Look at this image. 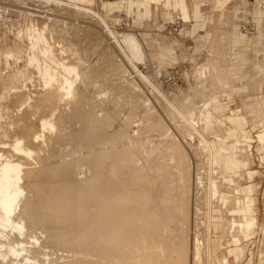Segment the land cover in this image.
<instances>
[{
  "label": "bare ground",
  "instance_id": "obj_1",
  "mask_svg": "<svg viewBox=\"0 0 264 264\" xmlns=\"http://www.w3.org/2000/svg\"><path fill=\"white\" fill-rule=\"evenodd\" d=\"M6 1H8V0H5V1H2V0H0V19L3 17V13H5L4 11L5 10H7L8 8H9V6H13V7H15L16 6V2H13V3H9V4H6L5 2ZM12 1V0H11ZM15 1H17L18 3H23V4H25L26 6H27V4H28V1H38V3L39 4H45L46 6H48V8L47 9H50L51 11L53 10H56L58 7H60L61 9L62 8H70V10L72 9L73 10V12H79V13H81V14H84V15H86V16H88L89 17V19H91L92 21L94 20L98 25H100L101 26V31H103V32H105V34H106V36H107V39L110 41V43H112V46L114 45V46H116L117 48H116V50H117V53H118V56H120V58H118V59H120V60H122L125 64H126V68H123V72L124 73H129L128 71L130 70L131 72L130 73H133V74H137L138 75V77L140 78V80H142L144 83H146V84H148L150 87V90L151 89H153V90H155V92L158 94V96H159V98H161V102H165V103H167L168 104V106L170 107L169 109H172V111H174L175 112V114H177V116H178V120H177V124H178V126H180L179 124H181V123H183L185 126H186V135L185 136H182V138L183 137H185L184 139H189V140H195L196 142H194V144L196 143V146H197V150H201V153L203 154V157H204V162L202 163L203 165H205L204 167H205V170L207 171L206 173H207V178L206 179H204V180H202V178L200 177V174H199V170H200V167L198 166L199 164H200V162H199V164H196V188L197 187H199V186H201L202 188L201 189H203V187H204V189H205V197H206V199H204V198H202L204 201L206 200V203H207V210H206V213L204 214L205 215V217H203V215H202V217L204 218V222H201L200 224L202 225V223H205V228H203V229H206V234H205V232H204V234H205V236L206 237H201V236H199V234H198V231H196V230H198V229H200V227H201V225L199 226V228H197L195 231V233L193 234V236L191 237V240H190V243L188 242L189 240L188 239H186V238H189V236L188 237H186V238H184V237H181L180 238V236L178 235V234H182V233H177V231H176V233H174V229L172 230V233H169L170 231H169V229H167V228H170V226L168 227V225L170 224L169 222V224L167 223V217H169L170 219V221L173 223V221L171 220V218H173L172 216L170 217V216H165L166 217V223H167V228L165 229V226L163 225V230H162V228H160V224L159 225H156V226H159V228H160V230H162L163 232H164V236H166L167 234H165L166 232L167 233H169L170 234V236H166V237H168L167 239H165L166 237H162V238H164V239H162V240H160L159 238L161 237V235L163 234L162 232H160V233H158V234H161V235H157V233H156V235L157 236H160V237H157V240L159 239V241L157 242V240H156V242L155 241H153V243L155 242V244H153L152 246H147L143 241H145L146 242V240H148L149 241V239H150V237H152L151 235H150V237H148L147 235H148V233L146 234V236H147V238H149V239H146V240H140L141 238L142 239H145L146 237L145 236H143L142 237V235H145V234H142L141 235V233H140V231H142V233L143 232H145L146 230L144 229V228H146V227H144L145 225H144V223H147V225H150L149 227H152L151 225H153L155 222L154 221H156L157 219L156 218H158V217H154V216H156V215H153V216H149L148 218H150V217H153L152 218V223L153 224H151V223H149L150 222V219H149V221H145L144 219H140V222L139 221H137V224H139L140 223V225H135V227H134V225H133V223L132 222H130V220H131V218H132V220H133V222L134 221H136V217L138 216L139 217V215L140 214H135V215H137L135 218H133L132 217V211H136V209L134 210H132L131 211V209H132V207H133V205H136V206H134V208L136 207L137 209H138V207L140 206V207H143L142 206V204L145 202V199L146 198H148V199H150V201L152 202V201H154L153 202V204H156L155 202V200H151V196H150V192H148V190H147V188L151 185L150 184V181H149V179H148V181L149 182H145V181H147V179H144V178H146V176H151L150 174H148V173H146L145 175H143V170L145 169V168H147L146 167V164H145V166H143L144 167V169H142V168H140V166L141 165H144L143 163H141V165L139 166V164L140 163H138L137 165H138V168H140L141 170H139L137 173H136V175H135V177H136V179L137 180H135L136 182L138 181V179H140V177H142V176H140V175H143L144 176V178H143V181H144V183H142V181L141 180H139L140 182H139V184L140 183H142V184H145V183H148V184H146V185H149V186H147V188L145 189H143V190H140V189H142V187L144 186H142V184H141V188L140 187H138V186H140V185H138V184H136L137 185V188H140L139 189V192L138 191H134V193L135 194H133V193H131V191L132 190H137L136 188H135V185H134V183H133V186L132 187H134V189H129V194L130 195H128V193L126 192L128 189H124L125 187H121V188H123V190L120 188V191L122 190V193L120 192V193H118V192H114L115 191V188L118 186L117 185V180L120 182L121 181V179H122V177H123V175H124V177L126 176V172L124 171V170H122V171H124V172H122L121 171V168H119L120 167V165L119 164H122V163H119V162H125L126 160H124V158H122L121 157V155L120 156H118V152H119V154H121V152H120V150H122L123 148L121 147V145H124V144H122V142H118V143H121V145H120V148H117V147H119V146H115L113 143L112 144H110V139H109V137H108V139H109V141H108V145H107V143L105 144V146L107 145V146H111V145H113L114 146V148L116 149V153L114 154L115 156V158H112L113 156V153L112 152H115L114 150V148L113 147H108L107 149H106V147L104 146V143L102 144V145H99V146H104V148H103V150L105 149V150H107V154H106V152L105 151H103L104 152V154H102V152L100 153V151H95V152H98V155L97 156H99L100 157V160H99V158L95 155L96 153H93V149H91V153H89V154H87L86 153V156L87 155H89V156H87L89 159L87 160V159H85L87 162L88 161H93L94 162V160H95V162H97L98 164L96 165L95 163V170H93V168H94V166L93 167H90V169L91 170H93L92 172H96V174L98 173V168H97V166L99 167H102L103 165L104 166H106V163L104 162V159L106 160V158L107 157H105L104 159H103V157H101V156H110L108 153V151H112L111 153H112V155H111V158H109V160L111 159V162L113 161L114 162V165H115V163H116V166H111L110 164H108V165H110L109 166V169H112V168H115L116 167V169H113L115 172H117V169L118 170H120V171H118V172H121V174H117V173H115L113 170H111V171H113V172H111V171H109L108 169H105V171L107 170V171H109L110 173H112V174H110L109 172V176H107L108 175V173L107 174H104L103 172H102V168H101V174L100 173H98L97 175H98V178H99V181H97L98 182V184H99V187H98V184L96 185L98 188H95L94 186H95V184H96V182L95 181H93L95 184H93V189L95 188V190L97 191V189H99V191H97V192H99V193H97V194H99L100 195V197L102 196V194H104L105 193V195H103L102 197H109V196H107V195H109L110 194V191H109V194L107 193L106 194V192H108V191H106L108 188L109 189H111L110 187L111 186H115V188H112V190H113V193L114 194H118V197H119V195H121L122 194V196H120L119 198L120 199H118V200H123V202L125 201V202H127V204H128V202H129V204L130 205H132L129 209H128V211H130L131 213H129V214H131L130 215V218H129V216H128V218H124V224L128 221V223L126 224V226L127 227H129V225H130V229L132 228H134V229H136V228H138L137 229V231L140 233H138L137 234V236L139 235V237H137L136 238V235H134V234H136L135 233V231L136 230H130L129 228H128V230H130V232L132 233H130V232H128L127 231V228L123 225V226H121V219L120 218H122L123 217V215H122V212L120 213L119 212V210H120V207H118V205H121L120 203L119 204H116V195H114V194H112V197L111 198H114V196H116L115 198H114V201L109 205V206H106V209L105 208H102V211H100L99 212V210H100V208H98V206H97V204L95 205V208L93 207V205H92V207L90 206L92 203H95V201L94 202H92V203H90V201H93L94 199L96 200V198H94L93 200L88 196V197H85V191H87L86 189L87 188H89V186L87 185V187H86V185L84 186V188H83V186H82V184L81 185H78L77 183V188L80 186V189H77L78 191L79 190H82L81 188H83V189H85V191L84 192H82V191H80V192H82V193H80L79 195H80V197L81 196H84L85 198H83L82 200H84L85 201V204H84V206L85 205H87L86 204V199L87 198H89V199H87V200H89V202L87 201V203H90V204H88L86 207H87V209H86V207L84 208L83 207V205H81V208L83 207V209H82V211L84 210V209H86V210H84L85 211V213H86V211H88L86 214L84 213V211L82 212V213H84V214H82V216L80 215V217L82 218V219H84L83 218V215H84V217L85 216H87V214L89 213V211L91 212L92 210L91 209H89V208H92V209H96V207L99 209H96L95 211H97L98 210V212H99V215H100V217H103V218H99V220L101 219L102 220V223H103V225H101L102 223L100 222V224H99V220H98V217H99V215L97 216V214H96V217H93V215L96 213H90V218L91 217H93V219H95L96 218V220H92V218H91V221H90V218H89V221H88V223H86L85 221H76L77 220V217H78V219H80L79 218V216H77L76 215V213H75V215H74V217H75V221L76 222H79L80 224H78V223H74V218H72L71 216H73V215H70L71 213H73V212H71V213H68V209H67V211H66V209H64V208H66V207H68V205L66 204V203H64V204H66L67 206H64V207H62V205L60 204V208L62 209L63 208V210H65V211H63V213H65V212H67L66 214H69L70 215V217H71V222H73L74 224H76V227L79 225H83V224H85L86 223V225H87V227H86V225H84V227H82L81 226V228L83 229V228H86L85 229V231L88 233V232H90V233H88V235L89 234H91L90 236H92V241H93V239H95L96 238V235H94V233L93 232H95V231H91L92 230V225L90 226V224L89 223H91L92 221H94V223H92L93 224V227H97L96 228V230H98L99 228V232L98 231H96V232H98L99 234H101V235H103V240L101 239L102 237H99V235L97 236V237H99L100 238V241H99V239L98 238H96L94 241H96L97 243H98V245H96V247L98 246V248L100 247V245H102L101 246V248H97V255L98 256H100L99 258H101V260H102V257H104V258H106V256L108 257L109 255H113V254H116V251H117V255H113V257L112 256H109V257H111V258H113V259H110L109 257L107 258L108 259V261H105V260H107V259H105V260H103L102 262L100 261V259H98L96 256V258L97 259H95V260H99V263L101 262V264H104L103 262L105 261L106 262V264H108V262H110V264H113L114 262H111V261H113V260H116V259H114L116 256H119L118 255V252L121 254V256H122V258H121V256H119V257H116V258H118L117 259V261L118 260H120V262H121V260L125 263L126 262V260L129 262V264H188V261H189V264L191 263V264H229V257L237 250V246L238 245H240V246H242V248L243 249H245V247L247 246V240H249V239H251V237H252V235L254 234V232H255V227H256V223H257V214H256V199H255V197H254V193H253V190H252V188H251V186H252V183H251V181H252V179L254 178V175H255V173H256V171H255V169L254 168H252V166L254 165V163H256L255 162V158H257V157H255L254 158V156L252 155V153L249 151V144H253V142H257V145H256V151H257V155H259L258 156V160L259 161H263L264 160V154H262V152H261V150H262V147H263V145H264V128L262 129V130H260V132L258 133L257 132V134H256V139H254V138H252V137H250L248 134H247V132L243 129V127H242V125H241V122H243V121H247V120H249L251 123H254L255 121H259L260 123H264V101H263V99L262 98H264V97H260L258 94V96L262 99L261 101H259L258 103H257V106L255 105L254 107L256 108V109H253L252 111H253V115L249 118L248 117V114H247V112L245 111V110H243L241 107H238V106H236V107H234V108H230V107H228L227 106V112H222V113H219V112H217L216 110H213V104H214V102H216L214 99H213V97H215V98H217V100H218V97L219 96H223L224 97V95H223V93L225 92V91H227V90H229V89H235V90H241L242 92H247V90H248V88H250L249 86H251L252 84L253 85H255L256 83H254V81H256V80H259V78H260V81L262 82V83H264V62H261V58H263V56H264V25H262L261 24V28H259L260 30H261V36H262V41L260 40H256L255 41V39H253V46L252 47H250V48H248L247 46H241L240 44H239V41H240V33H242V31L244 30H242V29H240V25L241 24H238V23H234V21H231L229 24H227L228 23V21H229V18L231 17H233L234 18V15H235V13H234V3H235V0H234V2H231L232 0H212V7H208V9H207V11L208 12H217V15H215L216 17H213V15L212 14H209V13H206L205 12V14H203L204 15V17H205V25H204V31H205V37H204V41H203V48L201 49V51H200V53L199 54H197L196 55V58H194L195 60H194V64H192L193 65V68H192V70H189V72H184V77H185V87L184 88H182V87H180V86H176V88H174V89H172V90H174V93L173 94H171V93H169V92H167L166 90H163L162 88H160V86L158 85V84H155V81L153 80H151L150 79V76H147L146 74H144L141 70H140V68H139V66H138V63H144L145 62V59H146V55H145V52L146 51H144L145 49H143V45H142V42H141V39H143L144 41H145V39L146 38H152V39H159V36H161V34H159V33H154L153 35L151 34V33H142L141 35H142V38L141 39H139V35L137 36V34H135L134 33V31L133 32H131V30L129 31V30H124V31H121V32H119V31H117L116 29H114L113 28V26L111 25V22H110V20H109V17H108V11H109V9H107V7L104 5V4H101L100 3V1H103V0H15ZM41 2V3H40ZM230 2H231V4H230ZM8 3V2H7ZM182 3H183V9L184 8H186L187 9V11H188V13H190V8H189V5H190V0H182ZM38 4V5H39ZM24 6V5H23ZM22 6V7H23ZM26 6H24V7H26ZM51 6H54V8H51ZM191 6V5H190ZM254 6H256L257 8H260V6H261V4L260 3H255V4H252V8L254 7ZM12 7V8H13ZM17 7H18V5H17ZM21 7V8H22ZM23 7V8H24ZM18 8H20V6L18 7ZM35 8V7H34ZM42 8H43V6H42ZM16 9V8H15ZM15 9L13 10V11H15ZM31 9H33V8H31V7H26V9L24 10V13H26L27 15H28V17H27V19H25V20H27V29L25 28V30H26V34H25V37L23 36V28L22 29H18L17 28V30H15V31H13V36H12V38H11V40H12V43H8V41H9V33H10V30H12V28H14V27H12V26H10V27H12L11 29L9 28V30L7 29V27L5 28V27H2V25H0V61L2 60V58H4V61H5V65L6 66H8L9 65V63H8V60L10 59V58H13L12 60L14 61V59H15V61L17 62L20 58H21V55H22V53L23 54H25V52H23V51H27V57H26V62L25 63H23L22 65H18L17 63V65L15 64V67H14V69H13V67H12V71L10 70V72L8 73L7 71V73L6 74H4V75H0V264H52L51 262H54L55 263V261H57V262H61L62 261V263L61 264H66L65 262H67L68 263V261H63L60 257H63V256H60L59 255V253H57V255L56 256H58L59 255V257H53L52 255L54 254V256H55V252H53V251H51L52 250V243L56 240V242L54 243V245L56 244H58V242L60 243V241H58V240H61V242H63V241H65V239L67 240V236H68V239H70L71 237H75V238H73V239H75L76 241H80V238H78L79 236H80V232L82 233V237H83V235L84 234H86L87 235V233L85 232H83V231H81V229L78 227V229H79V231L77 230V229H75L74 228V226L72 225V223H70L71 225H72V227H73V229H75V234H77V232H79L76 236H75V234L72 236V234H71V232H73L74 230L71 228V226H70V224H68L69 222H70V219L68 220V218H66V220H65V218L64 217H62V218H59L58 217V215H56V214H59L60 213V215L62 214L61 213V209L59 208L58 210L60 211H58L59 213H56L55 212V215L59 218V221H61L62 222V220H60V219H63V220H65L64 222V227L66 226V221H68V223H67V226L69 227V230L71 229V231H68L69 233H66L67 235H65V233H63V231L65 232V230L67 229V227H65V230H64V228H63V231H62V235H64V236H62V238L61 239H56V238H59L58 237V235L57 236H55V233L54 234H52L54 231H52V233H47L48 235H44V240L43 241H40L42 238H43V236H42V234L44 233V232H42V231H44L42 228H41V226L42 225H44L41 221H42V218H41V220H40V222H41V226H40V230L42 229V231H39V230H37L38 232H36L35 230V228H36V226H35V228L33 229V228H30L29 227V224H30V218H28V219H26L27 217H29L31 214H29L28 216H27V214H25V213H28V211H30L31 209H33L34 207H32V208H30L28 211H24L22 208H21V202H22V200H23V198H24V194H25V192H26V188H25V186H24V180H26V179H29V177L31 176V173L32 172H34L36 169H37V173L40 171H38V168H40V169H42V168H46V169H48V171H42L40 174H39V178L40 179H42V178H46L47 177V175H49V173L47 174V172H49V168H50V166L48 167V166H44V167H38V166H36L35 167V164L37 163H40L41 162V159H44V158H42V157H46L45 155L44 156H40V154H43L45 151H44V145H45V143H46V141H51V134L54 132V131H56V134L58 133L57 132V130L59 131L60 129H58V123L59 124H62V121H63V116H64V114H65V110H64V113L62 112L61 113V111L63 110H61V108H60V113H57V111H58V108L59 107H62V105L63 106H65V107H67V110H66V112L68 113V116H70V118H71V116L73 117H77L78 116V114H79V111H81L80 112V114L82 113V109H85V107L87 108V106L89 105H87V99H85V98H83V96H81V92L79 93L78 92V90H77V84H79V81H80V78H81V76L84 74V72H83V70L81 69V66H80V62H81V59L77 56V54L75 55V56H77V57H74V56H69V55H66L65 53L66 52H68L69 51V49L71 48V46H70V44L69 43H71L72 41H69L67 38H69L70 37V35L69 36H67L66 34H68L69 33V29H68V21L67 20H65L64 18H66V17H63V20H61V23L60 24H58V20H56L55 18H53V17H51V16H45L46 18H47V20H42L41 22H40V20H38V18L36 19V18H33L32 17V15H34L33 13H36L34 10H31ZM228 9H230V11H231V16H230V14L229 13H226L227 11L226 10H228ZM17 10V9H16ZM18 10H20V9H18ZM23 10H21L22 12H23ZM31 10V11H30ZM60 10V9H59ZM71 10V11H72ZM58 11V10H57ZM9 12V11H8ZM18 12H20V11H18ZM22 12H20L21 14H22ZM37 12H38V10H37ZM60 12H61V10H60ZM65 13V12H64ZM192 13H193V6H192ZM224 13L226 14V15H228V16H230L229 18H228V16H226L225 15V24H223V25H228L229 26V28H228V31H227V33H225L226 31H224V33H225V35L226 36H221L222 34L224 35V33H222L223 31V25L221 26V31H220V29H219V25H217L216 23H214V22H216V20H221L222 18H223V16H224ZM258 13H260L259 11H257V14ZM15 15V14H14ZM20 15V14H19ZM23 15V14H22ZM21 15V16H22ZM190 15V14H189ZM16 16V15H15ZM18 16V15H17ZM43 16V15H42ZM153 16V15H152ZM202 16V15H201ZM252 17V16H251ZM46 18H44V19H46ZM77 18H79V17H77ZM77 18H71V19H73L74 20V22H75V20L77 19ZM200 18V17H199ZM10 19V18H9ZM62 19V18H61ZM150 19H151V17H150ZM226 19H228V20H226ZM69 20V19H68ZM86 20V19H85ZM90 20V21H91ZM153 20V19H152ZM152 20L151 21H149V22H152ZM215 20V21H214ZM39 21V22H38ZM82 21V20H81ZM214 21V22H213ZM2 22V21H1ZM0 22V23H1ZM70 22V21H69ZM87 22V21H86ZM208 22H211V24H208V28H207V23ZM89 23V22H88ZM22 24V23H21ZM26 24H22V26L23 25H26ZM81 23H79V25H80ZM90 24V23H89ZM88 24V25H89ZM97 24H95V25H97ZM144 24V23H143ZM153 24H154V22H153ZM7 25V24H6ZM19 25H20V23H19ZM74 25V24H73ZM78 25V27H80ZM82 25V24H81ZM145 25V24H144ZM69 26H72L71 24H69ZM155 26V25H154ZM21 27V26H20ZM76 27V26H75ZM97 27V26H96ZM133 27H135V26H133ZM224 27H226V26H224ZM65 29V32L63 33V29ZM81 28V27H80ZM98 28V27H97ZM145 28V27H144ZM153 28V27H152ZM79 29V28H78ZM78 29H76V30H78ZM99 29V28H98ZM127 29V28H126ZM225 29V28H224ZM147 30V29H146ZM227 30V29H226ZM249 30V29H248ZM83 31V30H82ZM82 31H81V34H82ZM95 31V30H94ZM100 31V30H99ZM154 31V30H153ZM245 31V30H244ZM243 31V32H244ZM53 32H58L59 34L57 35V36H60V38H58V37H53L54 35H53ZM102 32V33H103ZM188 32V31H187ZM251 32V31H250ZM94 33L95 32H93V31H91L89 28H87V30H86V33H84L85 34V36H84V38H89V40L88 41H97V43L100 41V40H103L102 38L103 37H100V34H99V37H94ZM96 33H98V32H96ZM99 33H101V32H99ZM81 34H79V35H81ZM184 34H187L186 33V28H182L181 29V35H184ZM245 35L246 34H248V31H247V33H246V31H245V33H244ZM64 35H66L67 37H65ZM250 35H252V34H250ZM83 36H81L80 38H82ZM158 37V38H157ZM64 39V40H63ZM10 40V41H11ZM87 40V39H86ZM83 41V40H82ZM85 41V40H84ZM143 41V42H144ZM225 42V43H224ZM73 44V43H72ZM222 44H225V46H224V48L221 46ZM76 45H78V44H76ZM99 46V45H98ZM72 47H74L73 45H72ZM222 48L223 49H225L224 51L222 50ZM26 49V50H25ZM75 49V48H74ZM177 49V47H176V44H175V38L173 37L171 40H168V39H166L165 37H162L161 36V40H160V42H159V51L155 54V55H151V58L152 59H155L156 61H157V65H155V67L157 66V70H155V71H157V73H159L160 72V69L161 68H164L165 66H167L166 64H165V59H167V58H171V60H172V63H171V65L172 64H174V63H176L177 62V60H178V57H177V54H176V52H175V50ZM242 50H244L243 51V53H241V51ZM189 51V50H188ZM204 51H207V53L205 54V52ZM251 51V52H250ZM70 52V51H69ZM181 52H182V54H183V52L184 51H181L180 50V55H179V57H181L182 55H181ZM224 52V53H223ZM80 53V52H79ZM193 55V54H192ZM222 55H227V57H226V59H224V57H222ZM239 55H244V56H248L249 55V57H252V60H254V62H256V61H258L259 62V65H260V72H258L257 73V71H256V69L254 68V67H251V69H252V71H253V74H252V72L251 73H249L248 72V70L247 69H249V66L246 68V70H245V74H244V76H242V75H238V74H236L235 72H233V70L235 69V67L237 66L236 64H237V62H238V60H236V58L239 56ZM191 56V55H190ZM194 56V55H193ZM192 56V57H193ZM184 57V56H183ZM83 58V57H82ZM109 58V57H108ZM182 58V57H181ZM191 58V57H190ZM180 59V58H179ZM77 60V61H76ZM192 60H193V58H192ZM112 61V60H111ZM155 61V62H156ZM116 62V61H115ZM147 62V61H146ZM82 63V62H81ZM84 63H85V61H84ZM112 63V62H111ZM148 63V62H147ZM13 64V63H12ZM145 64V63H144ZM179 64V63H178ZM154 65V64H153ZM175 65V64H174ZM84 66V65H83ZM1 67V66H0ZM83 68V67H82ZM190 68V67H189ZM2 70H4V68H1ZM0 69V70H1ZM84 69H86V68H84ZM115 69V68H114ZM167 71V70H166ZM2 72H4V71H2ZM2 72H0V74H2ZM87 72V71H86ZM122 72V71H121ZM90 73V72H89ZM108 73V72H107ZM116 73H118V72H116ZM156 73V74H157ZM104 74V73H103ZM102 74V75H103ZM155 74V73H154ZM91 75V74H90ZM94 75V74H93ZM253 75V76H252ZM124 76V75H123ZM251 76V77H250ZM125 77V76H124ZM153 76H151V78H152ZM156 77V76H155ZM138 79V78H137ZM136 79V80H137ZM244 79L246 80V81H244ZM93 80V79H92ZM126 80V79H125ZM163 80V79H162ZM78 81V82H77ZM90 81V80H89ZM129 81V80H128ZM259 81V82H260ZM141 83V82H140ZM90 84H92V82L90 83ZM97 84V83H96ZM130 84H131V86H132V88H134V89H140V85L139 84H137L134 80H131L130 81ZM251 84V85H250ZM29 85H31V87L32 86H34V90H33V92H27V93H20L19 95H14L15 96V98H21L22 100H20L21 102H20V104L16 107L17 108V110H20L23 106H26V105H29L28 106V108H26L25 110H23V112L19 115V116H14V113H16L17 111L15 110L14 111V113L12 114V110H11V107H12V101L14 100V99H12V96H11V90L12 89H15V88H17V87H20V88H26L27 86H29ZM80 85V84H79ZM126 85V84H125ZM143 85V84H142ZM252 85V86H253ZM88 86H90V85H88ZM145 86H147V85H145ZM233 86V87H232ZM256 86V85H255ZM254 86V87H255ZM261 86V85H260ZM259 86V87H260ZM92 87V86H91ZM94 87H95V85H94ZM173 87V86H172ZM33 88V87H32ZM79 88H81V86H79ZM100 88V87H99ZM131 88V90H133ZM148 88V89H149ZM252 88V87H251ZM256 88V87H255ZM261 88V87H260ZM87 89V88H86ZM97 89V88H96ZM95 89V90H96ZM146 89V88H145ZM262 89V88H261ZM15 90H18V89H15ZM21 90V89H20ZM32 90V89H31ZM81 90V89H80ZM88 90V89H87ZM260 90V89H259ZM258 90V91H259ZM263 90V89H262ZM28 91V90H27ZM86 91V90H85ZM84 91V92H85ZM130 91V90H129ZM134 92L136 91V90H133ZM206 91H208L209 92V94L206 92ZM249 91V90H248ZM264 91V90H263ZM14 92V91H13ZM138 92H140V91H138ZM204 92V93H203ZM228 92H230V91H228ZM251 92V91H250ZM260 92H262V91H260ZM87 93V92H86ZM96 93V92H95ZM100 93V92H99ZM98 93V94H99ZM128 93V92H127ZM131 93V92H130ZM137 93V92H136ZM205 93H207V95L205 94ZM253 93V95H246V97L247 98H249V99H253L251 96H255L254 95V92H251V94ZM94 94V93H93ZM97 94V93H96ZM114 94H115V92H114ZM231 94V93H230ZM245 94V93H244ZM248 94H250L249 92H248ZM262 94V93H261ZM264 94V93H263ZM101 95H103V94H101ZM100 95V96H101ZM126 95V94H125ZM140 95V94H139ZM228 94H226V98L227 99H229V96L230 95H228ZM233 94H231V96H232ZM256 95V96H257ZM92 96V95H91ZM104 96V95H103ZM130 96V95H129ZM156 96V95H155ZM158 96H156V98L158 97ZM197 96H199V100H200V104L196 101L197 100ZM257 96V97H258ZM78 98L76 101H74V102H72V100L74 99V98ZM96 97H98V96H96ZM95 97V98H96ZM117 97V96H116ZM123 97H124V95H123ZM126 97H128V96H126ZM125 97V98H126ZM257 97H255V98H257ZM259 97H258V99H259ZM94 98V99H95ZM114 98V97H113ZM118 98V97H117ZM158 98V99H159ZM183 98H187V99H191L192 100V103L194 104L195 103V107L193 108V109H191V110H187V106H184L183 105V101L179 104V102H177V100L179 99H183ZM254 98V100H256ZM93 99V98H92ZM97 99V98H96ZM99 99V98H98ZM109 99V98H108ZM116 99V98H115ZM121 99V98H120ZM137 99V98H136ZM140 99H141V97H140ZM103 100V99H102ZM107 100V99H106ZM113 100V99H112ZM132 100V99H131ZM260 100V99H259ZM31 101H33V103H31ZM134 101V100H133ZM133 101L131 102V104L133 103ZM159 101V100H158ZM159 101V102H160ZM250 101V100H249ZM253 101V100H252ZM65 102V103H64ZM91 102V101H90ZM116 102H118V101H116ZM115 102V103H116ZM122 102V101H121ZM134 102H138V100L136 101H134ZM141 104H142V106H143V109H146V110H148V111H154L153 109L151 110V106H150V100L149 99H147V97L146 98H143L142 100H141ZM159 102H156V103H159ZM218 102V101H217ZM251 102V101H250ZM30 103V104H29ZM140 103V102H139ZM219 103H221V102H219ZM255 103V102H254ZM91 104H92V102H91ZM100 104L102 105V101H100V100H98L96 103H94V104H92V108H99L100 109V111L102 110L101 109V107H100ZM128 104H129V102H128ZM140 104V105H141ZM152 104V103H151ZM221 104H223V103H221ZM246 104V103H245ZM252 104V106H251V108L253 107V103H251ZM112 104L110 103V106H111ZM114 105V104H113ZM120 105H121V103H120ZM120 105H119V108H120ZM139 105V104H138ZM137 105V107H138V109H140V107ZM157 105H159V104H157ZM160 105H161V103H160ZM244 105V104H243ZM242 105V106H243ZM247 105V104H246ZM245 105V106H246ZM248 105V106H249ZM91 106V105H90ZM105 106V105H104ZM122 106V105H121ZM124 106V105H123ZM128 106H130V105H128ZM136 106V105H135ZM102 107H103V105H102ZM108 107V106H107ZM15 108V107H14ZM108 108H110L111 109V107H108ZM118 108V107H117ZM116 108V109H117ZM123 108V107H122ZM125 106H124V110H125ZM128 108V107H127ZM130 108H132V107H130ZM142 108V107H141ZM167 108V107H166ZM165 108V109H166ZM133 109H134V107H133ZM132 109V110H133ZM246 109V108H245ZM87 110H88V108H87ZM118 110V109H117ZM129 110V109H128ZM131 110V109H130ZM135 110V109H134ZM141 110V109H140ZM84 111V110H83ZM89 111H91V110H89ZM89 111H87V116H88V114H90V113H88ZM99 111V110H98ZM109 111H111V110H109ZM135 111H137V110H135ZM139 111V110H138ZM162 111V110H161ZM40 113V115L39 116H37L36 117V115H35V113ZM84 112H86V111H84ZM93 112V111H92ZM91 112V113H92ZM122 112H123V109H122ZM127 112V111H126ZM141 112V111H140ZM188 112L190 113V115H191V117L190 116H188ZM66 113V114H67ZM106 113H108V112H106ZM105 113V114H106ZM111 113H113V111H111ZM125 113V112H124ZM133 113V112H132ZM153 113V112H152ZM85 114V113H84ZM85 114V115H86ZM96 114V113H95ZM117 113L116 112H114V114L113 115H116ZM119 114V113H118ZM137 114V113H136ZM139 114V113H138ZM141 114V113H140ZM139 114V115H140ZM83 115V114H82ZM128 115V114H127ZM130 115V114H129ZM128 115V116H129ZM142 116H144V118L146 117L147 118V115L146 114H144V113H142L141 114ZM90 117H91V115H89ZM105 116H107V115H105ZM105 116L103 115V116H101V118L103 117L104 119H105ZM117 116V115H116ZM75 117V118H76ZM89 117V118H90ZM130 117V116H129ZM132 117V116H131ZM158 117V116H157ZM75 118H73V119H75ZM81 117H79V119H80ZM83 118V117H82ZM88 118V117H87ZM93 118V117H92ZM91 118V119H92ZM97 118V117H96ZM107 118V117H106ZM127 118V117H126ZM139 118V117H138ZM68 119V118H67ZM66 119V120H67ZM79 119L78 120H76V121H79ZM98 119V118H97ZM99 119H100V117H99ZM103 119V120H104ZM110 119H111V117H110ZM115 119V118H114ZM120 119V118H119ZM129 118H127V120H128ZM139 119H142L143 121H145L144 119H143V117H141L140 116V118ZM148 119V118H147ZM159 119V118H158ZM66 120H64V121H66ZM83 120L85 121V123H86V120L83 118ZM88 120V119H87ZM90 120V119H89ZM95 120V119H94ZM113 120V119H112ZM117 120V119H116ZM133 120H135V118L134 119H132V122H133ZM149 120V119H148ZM151 120H153V119H150L148 122H150ZM156 120V119H155ZM99 121H101V120H99ZM106 121H109L108 123H110V121L111 120H109V116H108V119L106 120ZM119 121H121V119L120 120H118V122ZM131 121V120H130ZM137 121V120H136ZM71 121L70 120H68V123H70ZM88 122V121H87ZM95 122H97V121H95ZM103 122V121H102ZM118 122H116L115 121V123H116V127H118L117 125H118ZM124 122V121H123ZM127 122H129V121H127ZM146 122V121H145ZM207 122H209L208 124H207ZM68 123L66 124V125H68ZM75 123L76 122H73V124H74V126H75ZM85 123H84V126L83 127H89V125L90 124H88L87 126H85ZM90 123H93V124H95L94 122H93V120H92V122H90ZM121 123V122H120ZM126 123V122H125ZM159 123V122H158ZM161 123V122H160ZM172 123V122H171ZM63 124H64V122H63ZM81 124V123H80ZM80 124H79V126H80ZM152 124V123H151ZM156 124H157V122H156ZM176 124V123H175ZM176 124V125H177ZM257 124V123H256ZM255 124V125H256ZM72 125V124H71ZM77 125V124H76ZM114 126H115V124H113ZM125 125L126 124H124V126H123V129L125 130ZM128 125H131V124H128ZM127 125V126H128ZM136 125V124H135ZM140 125V124H139ZM138 124H137V126H139ZM160 125H162V124H160ZM174 125V124H173ZM100 126H102V125H100ZM148 126H149V123H148ZM163 126V125H162ZM164 126H166V127H161V128H163L162 130H161V135L162 136H164L165 137V139L167 138V139H169V140H171L172 138H173V134H172V132H171V128H169L167 125H164ZM170 126V125H169ZM177 126V128H178V130H179V127ZM60 127V126H59ZM64 127V126H63ZM73 127V126H72ZM77 127V126H76ZM87 127V128H88ZM90 127H91V125H90ZM103 127V126H102ZM120 127H122V126H119V128ZM129 127V126H128ZM139 127H141V126H139ZM183 127V126H182ZM85 129L86 131H88V130H91L90 128H88V129ZM99 128H101V127H99ZM104 128V127H103ZM63 129H65V128H63ZM84 129V128H83ZM122 128H120V130H121ZM143 129H146V131H147V126L145 127L144 126V128ZM142 129V130H143ZM67 130V129H66ZM80 130V129H79ZM79 130H77V133L76 132H74V133H70L67 137H65V139H64V142H63V146L62 147H64L63 149H64V151L67 149V148H70V149H72V148H74V150L76 151L77 149H76V146H77V148H80V149H78V151H80V153H81V151H83V150H81V147H82V145H81V147H80V143L81 142H83L84 141V139H88L89 141H88V143H90V141L93 139V135L92 134H94V135H96L95 133H94V131H90V132H88L87 133V136H85L84 134H83V131L81 132V131H79ZM95 130V129H94ZM110 130V129H109ZM114 130H118V129H114ZM149 130H150V132L151 131H155V129L153 128V129H151L150 127H149ZM157 130H159V128L157 129ZM156 130V131H157ZM177 130V131H178ZM181 130H183L182 128L179 130V131H181ZM62 131V130H61ZM143 131H145V130H143ZM238 131H240V133H239V135L237 136V133H238ZM63 132V131H62ZM67 132V131H66ZM97 132V131H96ZM103 132V131H102ZM121 131H119V132H117V134L118 133H120ZM123 132V131H122ZM148 132V131H147ZM55 133V132H54ZM61 132L59 131V134H60ZM69 133V132H68ZM103 133H105V132H103ZM111 133H112V130H111ZM111 133H109L110 135H111ZM134 133V132H133ZM153 133V132H152ZM156 133H159V132H156ZM210 133L212 134V135H210ZM254 133V132H253ZM114 134V133H113ZM122 134H124V133H122ZM129 132L128 133H126V136H129ZM149 134V133H148ZM53 135V134H52ZM66 135V134H65ZM103 135V134H102ZM102 135H100V136H102ZM105 135V134H104ZM103 135V136H104ZM150 135V134H149ZM152 135V134H151ZM97 136V135H96ZM99 136V134H98V136H97V138L98 137H100ZM112 136V135H111ZM120 137H122L123 135H119ZM133 136V135H132ZM137 136V134L134 136V138ZM155 136H156V134H155ZM55 137V136H54ZM64 137V136H63ZM106 137V136H105ZM113 137V136H112ZM112 137H110V138H112ZM139 138H138V140L140 139V135L138 136ZM143 137H147V136H143ZM159 137V136H158ZM56 138V137H55ZM60 138H62L61 136H60ZM96 138V139H97ZM125 138H126V140H125ZM124 138V140L123 141H126L128 144L129 143H131V139L130 138H128V137H125ZM132 138V137H131ZM133 138V139H134ZM151 138V137H150ZM230 138H233L234 140L232 141V140H230ZM99 139V138H98ZM97 139V140H98ZM107 139V140H108ZM113 140L114 139H117V138H115V136H114V138H112ZM130 141H129V140ZM63 140V139H62ZM96 140V141H97ZM100 140H101V137H100ZM99 140V141H100ZM104 140H106V138L105 139H102L101 141L103 142ZM112 140V141H113ZM128 140V141H127ZM141 140H142V137H141ZM175 139H173V141H174ZM54 141V140H53ZM55 141H56V139H55ZM100 141V142H101ZM118 141V140H117ZM172 141V140H171ZM176 141V140H175ZM174 141V142H175ZM178 141H180V139H178ZM186 141H188V140H186ZM104 142H107V141H104ZM115 142V141H114ZM135 141H133V145H135L136 143H134ZM158 143H156V144H153V146L154 145H158L157 147H159L160 148V146H161V143L159 142V141H157ZM182 142V141H181ZM191 142V141H190ZM255 142V143H256ZM58 143V142H57ZM84 143H86L85 141H84ZM83 143V144H84ZM87 143V144H88ZM144 143H145V141H144ZM160 143V144H159ZM47 144V143H46ZM54 144V143H53ZM82 144V143H81ZM141 144V143H140ZM139 144V142H138V145H140ZM146 144V143H145ZM144 144V146H146L147 148L149 147L148 145L149 144H147V145H145ZM167 144V145H166ZM172 144H174L173 142H172ZM175 144H177V143H175ZM188 144V143H187ZM190 144V143H189ZM91 146H85V148L87 147L88 148V150H90L89 149V147H92V142H91V144H90ZM138 145H136L135 147L137 148H139V147H141L143 144H141V146H138ZM167 146V147H169V148H167V149H170L171 147L170 146H168V143H165V144H163L162 143V146L164 147V146ZM178 145V144H177ZM95 146H96V144H95ZM130 146H131V144H130ZM156 146H155V149H156ZM161 146V147H162ZM190 146V145H189ZM6 147L7 148H9V150H11L10 152L6 149ZM84 147V146H83ZM124 148H125V146H123ZM132 147V146H131ZM143 147V146H142ZM141 147V148H142ZM162 147V150L164 149ZM177 147H179L181 150H182V147L183 146H177ZM85 148H83L84 149V154H85V151L87 150V148L85 149ZM122 148V149H121ZM128 147L126 146V148L125 149H127ZM137 148V149H138ZM140 148V149H141ZM144 148V147H143ZM166 148V147H165ZM46 149V148H45ZM51 149H53L54 150V148H51ZM59 149H61V147H59ZM58 149V150H59ZM70 149H69V151H70ZM112 149V150H111ZM118 149H120L119 151H118ZM133 149V148H132ZM145 149V148H144ZM155 149L153 148V151H149L148 150V152H146V153H150V155L149 156H152V155H154L155 153H154V151H155ZM193 149V148H192ZM196 149V148H195ZM73 150V149H72ZM72 150L70 151L71 153H72ZM87 150V151H88ZM124 150V149H123ZM128 150H130L129 148H128ZM142 151H143V149H141ZM162 150L161 151H159V153H157L156 151V157H158L157 155L158 154H160L159 156H160V159H165L166 158V156H167V158L168 157H170V160L169 161H172L173 162V160H174V158H179V157H177V156H179V154L177 155L176 153V156H175V154H174V156L171 154V152L173 151V149L171 148L170 150H171V152H170V155L169 154H167V152H165L166 150H164L163 152L165 153V158H161V156L163 155V152H162ZM170 150H168V153H169V151ZM184 150V149H183ZM199 150V151H200ZM47 151V150H46ZM69 151H68V155L70 154L69 153ZM75 151H73V153L75 152ZM141 151V152H142ZM184 151H186V150H184ZM60 152H61V150H60ZM124 152V151H123ZM130 152V155H131V152L132 151H129ZM139 151H135V152H133L132 153V155L134 156H136V154L138 153ZM154 153V154H152L151 155V153ZM162 153V155H161V153ZM173 152H176V151H173ZM48 153L50 154L51 153V151L49 152L48 151ZM66 153V152H65ZM76 153H77V151H76ZM93 153V154H92ZM146 153H144V155L146 154ZM178 153V152H177ZM198 153V152H197ZM55 154V153H54ZM82 154V153H81ZM81 154H80V156H79V152H78V154H73L74 155V159L72 160V161H74L73 162V164H75L74 165V169L72 170V174H75V175H77V176H83V175H87L88 176V174H90V172H89V165H85V164H80V163H82L81 162V160H80V162H78L79 160H78V156H79V159H82V157H83V155L84 154H82V156H81ZM100 154V155H99ZM124 154V153H123ZM194 154V153H193ZM195 154H196V152H195ZM201 154V155H202ZM62 155H64V154H62ZM72 155V156H73ZM75 155L77 156L76 157V162H75ZM116 155H117V157H116ZM125 155V154H124ZM126 155H128V153L126 154ZM125 155V156H126ZM139 155V154H138ZM137 155V156H138ZM169 155V156H168ZM181 155L182 154H180V157H181ZM201 155H199V156H201ZM56 156V155H55ZM67 156V155H66ZM140 156V155H139ZM184 156V155H183ZM198 156V155H197ZM198 156V157H199ZM49 157H50V155H49ZM52 157H53V155H52ZM50 158V159H56V157L55 158ZM122 158V159H120V158ZM145 157H147V155L145 156ZM154 157V156H153ZM186 157H187V155H186ZM70 158H71V154H70ZM69 158V159H70ZM84 158V157H83ZM119 159V160H121V161H119L118 162V160H117V162L119 163H117L116 162V160L115 159ZM129 158H131V156H128V159ZM159 158V157H158ZM196 158V157H195ZM133 159V160H132ZM134 159H136V158H131V160L132 161H134ZM139 160H140V158H138ZM138 159H136V160H138ZM147 159H148V157H147ZM151 158H149V160H150ZM158 160V162H160V163H162L163 161L162 160ZM169 159V158H168ZM181 159H182V157L179 159L180 161H181ZM188 159H189V162L187 163V162H185L184 161V157H183V159H182V162L184 161L185 163H187V166L185 167L184 165H183V167H180L179 168V166L177 165V164H179L180 166H182V164H180V163H182V162H180L179 163V161H178V159L176 160V161H178V163H175V164H173L172 162V164L173 165H171L170 164V162L168 161H166V160H164V161H166V162H163V164L164 163H169L168 165L169 166H171L170 167V169L168 168L169 166H167V165H163V167L164 168H168L169 170H173V169H176L175 167H177V169L176 170H173V171H175V174H173V175H175V176H177V177H179V180H178V178H177V180L180 182L181 180H185V179H187L188 178V173L187 172H189V170H191V168H190V166L188 167V164L191 162L190 161V158L188 157ZM197 159V158H196ZM45 160V162H46V159H44ZM49 160V159H48ZM58 160V159H57ZM123 160V161H122ZM135 160V161H136ZM142 160V159H141ZM186 161H187V158L185 159ZM85 161V162H86ZM100 161H102V162H100ZM144 161V160H143ZM155 162L157 161V160H154ZM175 161V162H176ZM199 161V160H198ZM201 161V160H200ZM52 162H54V163H52V165L53 166H57L56 164H55V161H52ZM58 162H59V160H58ZM86 162V163H87ZM89 162V163H90ZM92 162V163H93ZM112 162V163H113ZM153 162V161H152ZM158 162L157 163H155V164H158ZM51 163V162H50ZM79 163V164H78ZM83 163H84V160H83ZM103 163V164H102ZM108 163V162H107ZM144 163H146V162H144ZM44 164V163H43ZM58 164H61L62 165V163L61 162H59ZM93 164V165H94ZM65 165V164H64ZM63 165V166H64ZM119 165V166H118ZM124 165H126V164H124ZM59 166V165H58ZM57 166V167H58ZM117 166H118V168H117ZM122 166H123V164H122ZM131 166H133V165H131ZM153 166V164H150V167H149V169L151 168ZM160 166H161V164H160ZM160 166H159V168H160ZM172 166H174V168L172 169ZM52 167V166H51ZM60 167H62V166H60ZM108 167V166H107ZM124 168L126 167V166H123ZM123 167H122V169H123ZM131 168V170H129V168ZM202 167V166H201ZM203 167V168H204ZM34 168V169H33ZM36 168V169H35ZM64 168V167H63ZM67 168V167H66ZM132 168L134 169V167H130V165L129 166H127V170L128 171H131V172H129V177H131L132 175L131 174H133V173H135V172H133V171H135L136 169H134L133 171H132ZM164 168L162 169V166H161V171H163L164 170ZM179 168V169H178ZM181 168H183V171H184V169H186V171H184V172H186L187 174H182L183 172L181 171L182 169ZM189 168V169H188ZM242 168V169H241ZM45 169V170H46ZM59 169V168H58ZM57 169V170H58ZM61 169V168H60ZM65 169V168H64ZM100 169V168H99ZM148 169V170H149ZM153 169H154V167H153ZM153 169H152V171H153ZM63 170V169H62ZM66 170V169H65ZM147 170V169H146ZM169 170H164V171H166V172H168ZM55 171V170H54ZM59 171V170H58ZM71 171V170H70ZM100 171V170H99ZM127 171V172H128ZM140 171L142 172V174H138V173H140ZM150 171H151V169H150ZM150 171H148L149 173H150ZM151 171V172H152ZM154 171H155V169H154ZM153 171V172H154ZM171 171H170V173L168 172V174H170V175H172L171 174ZM192 171V170H191ZM36 172V171H35ZM57 172V171H56ZM55 172V173H56ZM67 172H69V171H67ZM87 172H89L88 174H87ZM95 172H94V174H95ZM146 172V171H145ZM156 172V171H155ZM51 173H52V171H51ZM54 173V172H53ZM61 173V171H59V174ZM66 173V172H65ZM64 173V174H65ZM70 173V172H69ZM122 173H124L123 175H122ZM172 173H174V172H172ZM176 173H177V175H176ZM34 174V173H33ZM58 174V173H57ZM100 174V175H99ZM114 174V175H113ZM148 174V175H147ZM154 174H156V173H154ZM167 174V178H169L168 180H170L171 179V177H169V175ZM205 174V173H204ZM37 175V174H36ZM54 175V174H53ZM56 175V174H55ZM54 175V176H55ZM67 175V174H66ZM110 175H112V176H110ZM116 175V177H113V176H115ZM120 175H122L121 176V178H120V176L118 177V176ZM219 177H218V176ZM247 176V178L249 179V184H247L246 186H245V188H242V180H241V177L242 176ZM38 176V175H37ZM62 176H64L63 174H62ZM72 176V175H71ZM134 176V175H133ZM140 176V177H139ZM154 176V175H153ZM157 176H158V174H157ZM184 176V177H183ZM187 176V177H186ZM192 176V175H191ZM195 176V175H194ZM203 176V175H202ZM216 176L218 177V178H220L221 180H220V182H218L217 180H216ZM66 177V176H65ZM76 177V176H75ZM115 178V179H113V178ZM134 177V178H135ZM137 177H139V178H137ZM204 177V176H203ZM73 178V177H72ZM83 178H85V177H83ZM111 178H112V181H111ZM118 178V179H117ZM127 178V177H126ZM125 178V179H126ZM134 178L132 177L131 178V180L133 179V181H134ZM173 178V177H172ZM175 178V179H176ZM90 179L91 180H93L94 178H87L84 182H86L87 184H88V181L92 184V181H90ZM124 179V178H123ZM125 179L123 180L124 182H125ZM128 179V178H127ZM181 179V180H180ZM247 179V180H248ZM61 180V179H60ZM79 180V179H78ZM115 180V182H116V184H114L113 185V181ZM130 180V181H131ZM155 179H153V180H151V181H154ZM177 180H175L177 183H179ZM183 180V181H184ZM192 180V179H191ZM194 180V181H195ZM206 180V181H205ZM27 181V180H26ZM38 181V180H37ZM45 181V180H44ZM55 181V180H54ZM53 181V182H54ZM70 181V180H69ZM74 182H75V180H73ZM80 181V180H79ZM159 181H160V179H159ZM162 181V180H161ZM171 181H172V179H171ZM173 181H174V178H173ZM189 181V180H188ZM188 181H184L185 182V184L187 185V182ZM202 181H204L205 182V184L203 185V183L204 182H202ZM246 181V180H245ZM48 182H50V179H49V181H47V183ZM63 182V181H62ZM72 182V181H71ZM70 182V183H71ZM99 182H101L103 185H104V189H102V191H105L104 193H102V194H100V191H101V189H100V183ZM135 182V183H136ZM155 182V181H154ZM153 182V183H154ZM183 182V183H184ZM47 183H45V185H47ZM59 183H61V182H59ZM69 182L68 183H66V182H64L61 186V188H63V189H65V190H68V188L71 186V188H72V186L74 185V184H70ZM83 183V182H82ZM89 183V184H90ZM126 184H127V182H125ZM132 183V182H131ZM138 183V182H137ZM175 183V182H174ZM181 183V182H180ZM179 183V184H180ZM189 183H191V182H189ZM189 183H188V185H189ZM35 184V183H34ZM33 183H31V185H29V183H28V185L31 187H34L33 185H34ZM38 184V183H37ZM44 184V183H43ZM51 183H49L48 185L50 186V187H52L51 185H50ZM58 183H56L55 185H53V186H55V188H56V185H57ZM76 184L73 186L74 188H75V190H76ZM111 184V185H110ZM129 184H130V182H129ZM129 184H128V187H129ZM155 184V183H154ZM176 184V183H175ZM179 184L177 185V188L179 189ZM193 184V183H192ZM224 184H227V186H225ZM39 185V184H38ZM59 185V184H58ZM57 185V186H58ZM110 185V186H109ZM117 185V186H116ZM157 185V184H156ZM160 185H162V183H160ZM164 185V187L162 188V189H166V187H165V184H163ZM181 185L183 186V184L181 183ZM180 185V186H181ZM186 185H184V186H186ZM187 185V186H188ZM28 186V187H29ZM131 186V185H130ZM155 186V185H154ZM158 186V185H157ZM157 186H155V188L157 187ZM168 186V185H167ZM170 186V185H169ZM190 186V185H189ZM188 186V187H189ZM39 187V186H38ZM37 187V188H38ZM60 187V186H59ZM86 187V188H85ZM145 187V186H144ZM162 187V186H161ZM170 187H172V186H170ZM170 187L169 188H167V190L169 191L168 193H170L171 191V189H173V188H176V186L175 187H172L171 189H170ZM36 188V187H35ZM42 188V187H41ZM54 188V187H53ZM107 188V189H106ZM119 188V187H118ZM118 188H116V191H117V189ZM150 188V187H149ZM153 187L151 186V189H152ZM155 188H154V190H155ZM158 188H159V186H158ZM187 188V187H186ZM192 188V187H191ZM29 189H31V188H29ZM28 189V190H29ZM51 189V188H50ZM49 188H48V193L51 195L52 193V191L50 190ZM57 189V188H56ZM61 190V192H60V190H59V192H60V194L61 195H63V196H61V195H59V192H58V195L56 194L57 192H55V194H56V198L58 199V198H62V200H57V201H59V202H63L64 201V195H65V193L64 192H66L65 190ZM70 189V188H69ZM170 189V190H169ZM177 189V190H178ZM182 189H185V188H182ZM188 189H190V187L188 188ZM199 189V188H198ZM201 189H199V190H201ZM204 189H203V191H204ZM38 190V189H37ZM44 190V189H43ZM71 190V189H70ZM144 190H145V192H144ZM167 190H166V192H167ZM175 190V189H174ZM180 190H181V188H180ZM186 190V189H185ZM39 192H41L40 190H38ZM37 191V192H38ZM49 191H51V192H49ZM73 191V190H72ZM95 191V192H96ZM124 191V192H123ZM149 191H151V190H149ZM164 192H165V190H163ZM163 191H161V189H159V191H157V192H159V193H162ZM182 191V190H181ZM184 191V190H183ZM182 191V192H183ZM195 191V190H194ZM202 191V190H201ZM89 192V191H88ZM133 192V191H132ZM153 192V191H152ZM155 192H156V190H155ZM156 192V193H157ZM174 191L172 190V193H173ZM187 192V191H186ZM185 192V193H186ZM191 192V191H190ZM190 192H188V193H190ZM197 192V191H196ZM200 192V191H199ZM43 193H45V191H43ZM63 193V194H62ZM67 194H68V192H66ZM90 193V192H89ZM111 193H112V191H111ZM125 193V194H124ZM146 195H145V194ZM149 193V194H148ZM158 193V194H159ZM167 193V194H168ZM172 193H170L171 195H172ZM179 193V195L181 196V194H180V191L178 190V192H177V194ZM184 192H183V197H182V200H181V198H179V200L181 201V202H183L182 204H181V202H176V201H174V203H176V204H174V203H172L173 205H177V204H179V205H177L178 206V208H179V206H180V208L182 207L181 205H185V202H184V200L183 199H185L184 198V194H185ZM188 193H187V195L186 196H189L190 197V194L188 195ZM53 194H54V191H53ZM54 194V195H55ZM90 194H92V193H90ZM131 194H133V195H131ZM150 196V197H148V195ZM154 194V193H153ZM167 194H166V196H167ZM175 194V193H174ZM203 194V193H202ZM202 194H200V195H202ZM73 195V194H72ZM88 195V194H87ZM86 195V196H87ZM92 195H94V194H92ZM98 195V196H99ZM152 195V194H151ZM160 195V194H159ZM162 195H163V193H162ZM161 195V196H162ZM178 195V197H180ZM39 196H40V198H42L43 199V202H40V203H42V210L43 211H49V210H52V208L53 209H56L55 207H59L58 205H57V201L55 202H52V201H50L49 199H47V198H45L44 196V194H42V193H39ZM52 196V195H51ZM61 196V197H60ZM67 196H70V194L69 195H67ZM161 196H160V198H161ZM166 196H164L163 195V198L164 199H167V197ZM175 196H176V194H175ZM53 197V196H52ZM71 197V199H72V196H70ZM80 197H75L74 196V198H80ZM92 197H94V196H92ZM109 197V198H110ZM156 197V195L154 196V198ZM166 197V198H165ZM189 197H187L186 199H188ZM219 198V201L217 202V206H216V204H214L213 205V201L215 200L216 201V199L215 198ZM38 199L37 198V196L36 197H34V199ZM53 198H55V196L53 197ZM68 199H69V202H70V198L69 197H67ZM66 198V199H67ZM74 198L72 199V200H74ZM82 198V197H81ZM80 198V199H81ZM107 198H105V199H107ZM109 198H108V200H109ZM110 198V199H111ZM154 198H152V199H154ZM156 198H158V197H156ZM192 198V197H191ZM190 198V199H191ZM67 199V200H68ZM79 199V200H80ZM91 199V200H90ZM148 199H146V200H148ZM171 199V198H170ZM174 199H176L175 197H174ZM194 199H196V198H194ZM52 200V199H51ZM66 200V201H67ZM71 200V201H72ZM78 200V201H79ZM172 200V199H171ZM27 201V200H26ZM30 201V200H29ZM28 201V202H29ZM39 201V200H38ZM76 201V200H75ZM78 201H77V204H78ZM83 201V202H84ZM158 201H159V198H158ZM168 201V200H167ZM166 200H165V203L167 202ZM187 201V200H186ZM191 201V200H190ZM189 200H188V202L187 203H189L190 202ZM199 201H201V200H199ZM37 202V201H36ZM61 202V203H62ZM68 202V201H67ZM68 202V203H69ZM80 203L82 202L81 200L79 201ZM100 203H102V201H99ZM111 202V200H109V202L108 203H110ZM115 202V203H114ZM195 202H196V200H195ZM198 202V201H197ZM27 203V202H26ZM40 203H38V204H40ZM54 203H56V205L54 204ZM100 203H98V204H100ZM146 203V208L145 207H143L146 211V213H149V209L147 210V208H149V204L147 203V202H145ZM158 203V202H157ZM168 203H170V202H168ZM192 203V202H191ZM190 203V204H191ZM200 202H198V204H199ZM202 203V202H201ZM72 204V203H71ZM71 204H69V205H71ZM81 204H83V203H81ZM105 204H107V201H106V203ZM104 204V205H105ZM124 204H126V203H124ZM128 204V205H129ZM152 203L150 204V205H152L151 207H154V205H153ZM204 204V203H203ZM25 205V204H24ZM55 207H54V206ZM79 205V204H78ZM103 205V203L101 204V206ZM112 205H116V206H112ZM127 205V206H128ZM129 205V206H130ZM163 205H165V204H163ZM163 205H161V206H163ZM168 205H171V204H168ZM172 205V206H173ZM187 205V204H186ZM41 206V205H40ZM72 206H73V204H72ZM72 206L69 208L70 210L69 211H71V209H76V208H72ZM138 206V207H137ZM148 206V207H147ZM156 206V205H155ZM157 206H159L160 207V204L159 205H157ZM191 206H192V204H191ZM196 206V205H195ZM202 206V205H201ZM38 207V206H37ZM77 207H80V206H77ZM125 207V206H124ZM139 207V208H140ZM150 207V208H151ZM164 207V206H163ZM162 207V208H163ZM184 207V206H183ZM182 207V208H183ZM187 207L188 206H186V209H185V207L183 208V210L181 211V209L179 208V210L181 211V212H185V210H187ZM81 208H79V209H77L78 211L81 209ZM116 208V209H115ZM126 208H128V207H126ZM155 209H152L150 212L152 213V211H155L157 208L156 207H154ZM162 208H160V209H162ZM166 208H168L167 207V204H166V206H165V210H166V213H165V211L163 212V214L164 215H166V214H168V213H170V211H169V209H166ZM178 208L176 207V210H178ZM196 208V207H195ZM197 208H199V207H197ZM201 208H204L205 209V207H201ZM200 208V209H201ZM37 209V208H36ZM119 209V210H118ZM39 210V209H38ZM118 210V211H117ZM141 210H142V208H140L138 211L139 212H141ZM178 210V211H179ZM197 211H198V209H196ZM195 210V211H196ZM25 213H24V212ZM34 211V210H33ZM52 211H56V210H52ZM76 211V210H75ZM74 211V212H75ZM81 211V210H80ZM79 211V212H80ZM116 211H117V213H116ZM127 211V210H126ZM143 211L144 210H142V213H143ZM148 211V212H147ZM167 211H169V212H167ZM180 211L177 213V214H179L180 213ZM189 210H187L186 212H188ZM196 211V212H197ZM200 211H202V210H199L198 212L200 213ZM204 211V210H203ZM223 211H224V213H226V215H223ZM35 212V211H34ZM34 212H32L33 214H34ZM45 212H43V213H45ZM103 213V212H106L105 214H102L103 216H101V214L100 213ZM121 214H119V213ZM173 212H174V210H173ZM177 212V211H176ZM176 212H175V214H176ZM185 212V213H186ZM191 212V211H190ZM195 212V213H196ZM42 213V212H41ZM81 213V212H80ZM136 213V212H135ZM192 213V212H191ZM50 214V213H49ZM48 214V215H49ZM54 214V213H53ZM119 214V215H118ZM158 214V213H157ZM160 214V213H159ZM158 214V215H159ZM171 215H172V212L170 213ZM174 214V213H173ZM177 214H176V216H177ZM181 214V213H180ZM188 214H190L189 212H188ZM187 214V215H188ZM55 215H53V216H51L52 217V220H53V217L55 216ZM59 215V216H60ZM64 216H66L65 214H63ZM68 215V216H69ZM105 215V216H104ZM114 215V216H113ZM143 215H144V213H143ZM162 215V214H161ZM183 215V213L181 214V215H179L178 217L180 218L181 216ZM186 215V216H187ZM198 215V214H197ZM196 215V216H197ZM26 216V217H25ZM38 216H42V215H38ZM43 216H44V214H43ZM47 215L45 214V217H46ZM95 216V215H94ZM117 216H119V217H117ZM141 216V215H140ZM191 216V218H192V214L190 215ZM32 217V216H31ZM37 217V216H36ZM50 217V216H49ZM110 219H109V218ZM113 217V218H112ZM114 217H115V219H114ZM142 217H144V216H142ZM183 217L185 218V215H183ZM189 217V215L187 216V218ZM198 217H201L200 215L198 216ZM39 218V217H38ZM47 218V217H46ZM55 218V217H54ZM86 218V217H85ZM120 220H119V219ZM31 219H34L33 217L31 218ZM81 219V220H82ZM87 219V218H86ZM107 219V220H106ZM123 219V218H122ZM135 219V220H134ZM162 219V218H161ZM160 219V215H159V218H158V220L156 221V222H158V221H161L162 222V220ZM201 219V218H200ZM28 220V221H27ZM39 220H37V221H39ZM47 220H50L49 218H47ZM55 220V219H54ZM88 220V219H87ZM98 220V223L97 222H95V221H97ZM103 220H105V221H103ZM110 220V221H109ZM112 220V221H111ZM118 220V221H117ZM163 220H164V218H163ZM168 220V221H169ZM175 221H176V223L177 222H179V221H177L176 219H174ZM181 220V219H180ZM189 220H190V218H189ZM203 220V219H202ZM201 220V221H202ZM36 221V222H37ZM43 221H44V219H43ZM57 221V220H56ZM55 221V222H56ZM107 221V223H109V224H107V223H104V222H106ZM126 221V222H125ZM184 221H186V219L184 220ZM184 221L182 220V222L183 223H181V224H184ZM187 221H188V219H187ZM196 221H197V219H196ZM28 222H29V224H28ZM32 222H33V220H32ZM32 222H31V224H32ZM35 222V221H34ZM33 222V223H34ZM35 222V223H36ZM54 222V221H53ZM52 222V223H53ZM58 222V221H57ZM56 222V224H60L61 222H58L57 223ZM120 222V223H119ZM132 223V226H131V224L130 223ZM139 222V223H138ZM144 222V223H143ZM165 222V221H164ZM198 222H200L199 220H198ZM39 223V222H38ZM96 223V224H95ZM163 223V222H162ZM165 223V224H166ZM175 222H174V224H176ZM186 223L187 222H185V224L184 225H186ZM196 223V222H195ZM31 224H30V226H31ZM78 224V225H77ZM88 224H89V228H88ZM95 224V225H94ZM98 224V225H97ZM104 224H106V225H104ZM134 224H136L135 222H134ZM189 225H191L190 223H188ZM39 225H40V223H39ZM63 224H61V225H59V226H62ZM97 225V226H96ZM142 225H144V226H142ZM162 225H161V227H162ZM171 225V224H170ZM49 226H50V223H49ZM99 226V227H98ZM103 226V227H102ZM106 226V227H105ZM139 226H141V227H139ZM155 226V225H154ZM175 226V225H174ZM180 226V225H179ZM195 226H196V224L194 225V228H195ZM43 227V226H42ZM46 227V226H45ZM57 227H58V225H57ZM56 227V228H57ZM123 227L126 229V230H124L123 229ZM187 227V226H186ZM196 227H198V225L196 226ZM202 227H203V225H202ZM259 227H261L262 228V226H259ZM44 228V227H43ZM49 228V227H48ZM55 228V227H54ZM54 228L53 229H51V230H54ZM91 228V229H90ZM104 228H106V230L104 229ZM140 228H141V230H140ZM142 228L144 229V231L142 230ZM147 228H148V226H147ZM181 230H183L184 229V227L183 226H181V227H179ZM179 228H176V229H178L179 230ZM183 228V229H182ZM193 228V229H194ZM88 229L90 230V231H88ZM103 229V232H101V230ZM150 229V228H149ZM148 229V230H149ZM172 228H170V230H171ZM186 229V228H185ZM187 229H189V226L187 227ZM187 229H186V233H190L189 231H187ZM51 230H49V231H51ZM56 230V229H55ZM105 230V231H104ZM147 230V231H148ZM166 232H165V231ZM169 232H168V231ZM225 230V233L227 234V236H228V239H227V247H226V250H225V254L223 255V256H221V257H219L217 260H215L214 259V255H213V238H212V232L214 231L215 233H217V231H220L221 232V235H222V232ZM57 231H58V228H57ZM57 231H56V233H57ZM106 231H108V233L110 234V233H112V235L113 234H115L116 235V238H117V241L120 243V241L122 240L121 239V237H122V233L123 232H125L124 234V237H130L131 235V239H133V240H131V242L129 243V242H124V241H122V243L124 242L125 244H129V246H128V250H126V248H125V246L124 245H119V247H120V249L119 248H115V247H118L117 245L119 244L117 241H115L116 242V245L114 244L115 242L114 241H112V239H115L113 236H115V235H111V237H113V238H111L110 237V235H107L106 236V234L104 233V232H106ZM127 231V232H126ZM184 231V230H183ZM194 231V230H193ZM67 232V231H66ZM150 232H154V230H150ZM179 232V231H178ZM185 232H183V234L185 233ZM59 233H60V229H59ZM58 233V234H59ZM84 233V234H83ZM104 233V234H103ZM121 233V234H120ZM129 233V234H128ZM134 233V234H133ZM154 233V234H155ZM212 233V234H211ZM224 233V234H225ZM69 234V235H68ZM71 234V235H70ZM93 234V235H92ZM120 234V235H119ZM127 234H128V236H127ZM183 234L181 235V236H183ZM85 235V237H83V238H86L87 236ZM105 235V236H104ZM130 235V236H129ZM133 235H134V237H133ZM155 235V236H156ZM185 235V234H184ZM215 235V234H214ZM59 236H60V234H59ZM65 236H66V238H65ZM89 236V239H88V237H87V239H85V242H87L88 241V243H89V240L91 241V237ZM94 236H95V238H94ZM108 236H109V238H110V240H109V238H108ZM119 236V237H118ZM121 236V237H120ZM141 236V237H140ZM163 236V235H162ZM220 236V235H219ZM42 237V238H41ZM55 237V238H54ZM107 237V238H106ZM145 237V238H144ZM214 237V236H213ZM65 238V239H64ZM78 238V239H77ZM118 238H120V239H118ZM183 238V239H182ZM62 239H63V241H62ZM72 239V238H71ZM70 239V240H71ZM72 239V240H73ZM109 241H108V240ZM127 238H123V240H126ZM152 239H153V237H152ZM152 239H150V240H152ZM183 241H182V240ZM187 240V243H189V245L188 244H185L186 243V241L185 240ZM220 239L222 240L223 238H222V236H220ZM52 240H54V241H52ZM70 240H68L67 242H68V245H67V242L65 241V245L66 246H70V244L72 243L73 244V242L75 241H70ZM101 240H102V243H104L105 242V240L106 241H108L109 243H107V242H105L104 243V245L101 243L100 244V242H101ZM154 240V239H153ZM220 240V241H221ZM58 241V242H57ZM69 241H70V243H69ZM91 241V243H93ZM180 241H182V242H180ZM185 241V242H184ZM81 242H83V240L82 241H80V243ZM95 242V244H97ZM112 242V243H111ZM151 242V243H150ZM150 242H147V243H150V244H152V241H150ZM184 242V243H183ZM78 244V248L80 249V245H82V247H83V245H86V243L84 244V243H82V244ZM87 243V244H88ZM118 243V244H117ZM123 243V244H124ZM182 243V244H181ZM250 243V242H249ZM71 244V245H72ZM90 244V243H89ZM106 244V245H105ZM109 244V245H108ZM111 244H113V246H111ZM53 245V246H54ZM58 245H60L61 247H62V245L63 244H58ZM57 245V246H58ZM64 246V245H63ZM93 246V245H92ZM108 246V247H107ZM111 246V247H110ZM115 246V247H114ZM124 246V247H123ZM218 246L220 247L221 246V242H219L218 243ZM65 247V246H64ZM85 247V249H86V246H84ZM96 247H95V249H96ZM103 247H104V249H103ZM107 247V248H106ZM113 247V248H112ZM56 248V247H55ZM71 248V249H70ZM75 248L77 249V246H76V243H75ZM75 248H74V245L73 246H70L69 248H68V250H71L72 252H76V254H73L72 253V255H73V257H72V259L73 260H71V257H70V259H67V260H71V262L72 261H74V258H75V260L77 261L78 259H79V257H83L84 255H82L83 253L81 252L80 253V251H76L75 250ZM87 248L89 249V247L87 246ZM110 248V251H111V253H108V254H106V256H104L105 254L103 253V250H105L104 252L105 253H107V250ZM115 248V249H114ZM124 248V249H123ZM187 248H190V252H188V249ZM54 249V248H53ZM59 249V248H58ZM57 249V250H58ZM61 249H64L63 247L61 248ZM67 249V248H66ZM85 249H80L81 251L83 250V252H88L87 250L85 251ZM103 249V250H102ZM112 249H114V250H116L115 251V253L113 252V250ZM119 249V250H118ZM123 249V251H120V250H122ZM187 249V250H186ZM57 250H55V251H57ZM74 250V251H73ZM100 250V251H99ZM126 252H125V251ZM64 251H65V249H64ZM67 251V250H66ZM90 251H91V249H90ZM90 251L88 252V253H90ZM102 251V253L100 254V252ZM57 252H59V250L57 251ZM74 252V253H75ZM77 252L78 253H80L79 255L80 256H78V254H77ZM99 252V253H98ZM112 252H113V254H112ZM189 253V255H187L186 253ZM66 253V252H65ZM65 253H62L61 252V254H63V255H65ZM70 254H71V252H69ZM87 253V254H88ZM92 253V252H91ZM88 254V255H85L84 257H86V259L83 257H81L80 258V261H82L83 259L84 260H87V261H89V259H90V257H94V252L92 253V254ZM123 253H125L124 255H123ZM252 253V252H251ZM67 254H68V252H67ZM250 254V253H249ZM91 255V256H90ZM70 256V255H69ZM78 258H76V257ZM124 256V257H123ZM154 256H156V257H154ZM67 257V256H66ZM94 257V258H95ZM188 257H189V260H188ZM250 257H251V254H250ZM52 258H54L55 260L54 261H52ZM64 258H65V256H64ZM87 258H89V259H87ZM90 259V264H92V261H94V259ZM120 258V259H119ZM124 258V259H123ZM58 259V260H57ZM61 260V261H60ZM65 260V259H64ZM84 260H83V263L82 264H84ZM110 260V261H109ZM125 260V261H124ZM249 260H252L251 258L249 259ZM79 261V260H78ZM87 261H85V264H88L89 262H87ZM248 261V260H247ZM70 262V263H71ZM119 261L118 262H115V263H117V264H122L123 262H121L120 263ZM127 262V263H128ZM251 262H253V261H251ZM250 261H249V263H251ZM255 262V261H254ZM77 263V262H76ZM81 263V262H80ZM95 263V262H94ZM114 263V264H115ZM123 263V264H124ZM127 263H125V264H127ZM56 264H60V263H56ZM72 264H74V262H72ZM78 264V263H77ZM96 264V263H95ZM97 264H98V262H97Z\"/></svg>",
  "mask_w": 264,
  "mask_h": 264
},
{
  "label": "rangeland",
  "instance_id": "obj_2",
  "mask_svg": "<svg viewBox=\"0 0 264 264\" xmlns=\"http://www.w3.org/2000/svg\"><path fill=\"white\" fill-rule=\"evenodd\" d=\"M2 1H5V0H2ZM210 1H212V0H210ZM249 1V2H248ZM255 0H246L245 1V4H247L248 3V7H251V5L253 4V2H254ZM259 1V0H258ZM8 2V3H7ZM13 3V2H16L15 4H16V6L15 7H13V6H9V8L7 9V10H5L4 12L5 13H3V17L0 19V25H2V27H7V29L9 30V28L11 29L12 27H14V28H12V30H10V33H9V41H8V43L10 44V43H12V40H11V38H12V34H13V31H15V30H17V28L18 29H22L23 28V36L25 37V34H26V30H25V28L27 29V20H25V19H27V17H28V15L26 14V13H24V10L26 9V7L28 6V7H31V8H33V9H31V10H36L35 12L36 13H33L34 15H32V17L33 18H38V20H40V22L42 21V20H47V18L45 17V16H51V17H53V18H55L56 20H58V24H60L61 23V20H63V17H66V18H64L65 20H67L68 21V23L69 24H71L72 26H69V24H68V31H69V33L68 34H66L67 36H69L70 35V37L69 38H67L69 41H72L71 43H69L70 44V46H71V48L69 49V51L68 52H66L65 54L66 55H69V56H74V57H79L80 59H81V62H80V66H81V69L83 70V72H84V74L81 76V78H80V81H79V84H77L78 86H77V90H78V92L81 94V96H83V98H85V99H87L86 101V103H87V108H88V110H87V108L85 107V109H82V113L80 114V112L81 111H79V114H78V116L75 118L74 116L72 117L71 116V118H70V116H68V113L66 112V110H67V107H65V106H63L62 105V107H59L58 108V111H57V113H60V108H61V113L63 112L64 113V110H65V114H64V116H63V121H62V124H59L58 123V129H60L59 131L61 132L60 134H59V131L57 130V134H56V131H54L52 134H51V141L49 142V141H46V143H45V145H44V153L43 154H40V156L42 157V156H46V157H42V158H44V159H46V162H45V160L44 159H41V162L40 163H36L35 164V167L36 166H40L41 168L42 167H44V166H50V168H49V172H47V174L49 173V175H47V177L46 178H42V179H40L39 178V174L42 172V171H48V169H46V168H42V169H40V168H38V171L40 172H38L37 173V169L34 171V172H32L31 173V176L29 177V179H26V180H24V186H25V188H26V192H25V194H24V198H23V200H22V202H21V208L26 212V211H28L30 208H32V207H34L33 209H31L30 211H28V213H25L24 211V213L25 214H27V216L29 215V214H31L29 217H27L26 219H28V218H30L29 220V222H30V224H31V222H32V220H33V222L35 221H37V220H41V218H42V223L44 224V225H42L41 224V222H40V220L39 221H37L36 223L34 222H32V224H31V226H30V224H29V222H28V224H29V227L30 228H35V226H36V232H38L37 230H39V231H42V229L44 230V231H42V232H44L43 234H42V236H43V238L40 240V241H43L44 240V235L46 234V235H48L47 233H52V231H54L52 234H54L55 233V236H57L58 235V237L59 238H56L57 240L58 239H61L62 238V236H64V235H62L63 233H65V235H67L66 233H69L68 231H71V229L69 230V227L71 226V228L73 229V227H72V225L74 226V228L75 229H77L78 231H79V229H78V227L81 229V231H85V229L86 228H81V226L82 227H84V225H86V223H88V221H89V218H90V213L92 214L93 212L95 213H93L94 215H93V217H96V214H97V216L99 215V212L100 211H102V208H105L106 209V206H109L113 201H114V198L116 197V204H121V205H118V207H120V210H119V212L121 213L122 212V215H123V219L122 218H120L122 221V223H121V226H125L126 228H127V231L128 232H130V230L132 229H130L129 227H130V225H129V227H127L126 226V224L128 223V221L124 224V218H128V216H129V218H130V215L131 214H129V213H131L130 211H128V209L132 206V205H130L129 204V202H128V204L130 205H128L127 204V202H123V200H118V199H120L121 197L120 196H122V194L121 195H119V197H118V194L116 195V194H114L113 193V190H112V188H115V186L113 187V186H111L110 188L111 189H107L106 191H108V192H106V194L108 193L109 194V191H110V194L109 195H107V196H111L112 197V194H114V195H116V196H114V198H109V200H111V202L110 203H108L109 202V200H108V198L107 197H105V198H107V199H105L104 197H102L103 195H105V191H102V189H104V185L101 183V182H99L101 185V187H100V189H101V191H100V194H102V193H104V194H102V196L100 197V195L99 194H97V193H99V192H97V191H99V189H97V191L95 190V188H98L99 187V184H98V182L97 181H99V178H98V173H100L101 174V168H102V172L104 173V174H107L109 171H111V170H113V169H116V167L115 168H112V169H109V166L111 165V166H116V163H115V165H114V162L112 163L111 162V159L109 160V158H111V155H112V153H113V157L112 158H115L114 156V154L117 152L116 151V147L117 146H119V147H117V148H120V145H121V143H118V142H122V144H124V145H121V147L124 149H122V150H120V149H118V151L120 150V152H121V154H119V152L117 153L118 154V156H120L121 155V157L122 158H124V160H126L125 162H119V161H121V160H119V159H115L116 160V162H117V160H118V162L119 163H122L123 164V166H126L125 168L122 166V164H119L118 162V164L120 165V167L119 168H121V171L122 170H124L127 174H126V176L124 177V173H122V175H123V177H122V179H121V181L119 182L118 180H117V187L116 188H118L117 189V191H116V188H115V191L114 192H118V193H122V190H123V188H121L122 186L123 187H125L124 189L126 190V189H128L126 192L128 193V195H130L129 194V192L132 190V189H134V187H132L133 186V183H134V185H135V188L137 189V190H132L131 191V193H133V194H135L134 193V191H138L139 192V189L141 188V184L142 183H144V181H143V178H144V176L143 175H145L146 173H148V174H152L151 176H146V178H144V179H149V181H150V186L149 185H146V184H148V183H145V184H142V189H140V190H143L144 188L146 189L147 188V186H149L148 188H147V190H148V192H150L151 194H150V196H151V200H155L156 202V204H153V202L154 201H150V199H148V198H146V199H148V200H146L145 199V202H147L149 205V208H147V210L149 209V213H146L145 211V209L143 208V207H145L146 206V203L144 202L143 204H142V206L143 207H140V208H142V210H144L143 211V213H144V215H143V213H142V210H141V212H139L138 210L140 209L138 206V209L135 207L134 208V206H136V205H133V207H132V209H131V211L134 209H136V211H132V217L133 218H135L137 215H135V214H140L139 215V217L137 216L136 217V221H134L136 224H134V222H133V220H132V218H131V220H130V222H132L133 223V225H134V227H135V225L137 226V225H140V219L142 220V219H144L145 221L147 220V221H149V219H150V222L149 223H151V224H153L152 223V218L153 217H150V218H148L149 216H153V215H156V216H154V217H158L159 218V215H160V219L162 220V222L161 221H158V222H156L157 220H158V218H156L157 220L156 221H154L155 223L153 224V225H151L152 227H149L150 225H147V223H144V225H142V226H144V227H146V228H144L145 230L147 229H149L148 231L146 230L145 232H143L142 233V231H140V233H141V235L142 234H145L146 232L148 233V237H150V235L153 237V239H152V237H150V239H152V240H150L149 238H147V236H146V234L145 235H142V237L143 236H145L144 238L145 239H140L141 241L142 240H146V239H149V241L148 240H146V242L145 241H143L148 247L149 246H152L153 244H155V242H156V240H157V237H160V236H157V235H161L162 233V235H161V237L159 238L160 240H162V239H164V238H162V237H166L169 233H172V230L174 231V233H176V231H177V233H182L183 234V232H185L186 231V229H187V227L189 226V229H187V231H189L190 233H184L183 234V236H181L180 234H178L179 236H180V238L181 237H184V238H186V237H188L189 236V238H186V239H188L189 241V243H190V240H191V237L193 236V234L196 232V231H198V234H199V236H203V237H206L205 236V234H206V229H203V228H205V223H202V225H203V227H202V225L200 224L201 222H204V218L203 217H205V213H206V210H207V203H206V200L204 201L202 198H204L205 197V189H204V187H203V189H204V191H203V189H201L202 187L201 186H199V187H195L196 186V164H199V162H200V164L198 165L199 167H200V172H199V174H200V177L202 178V180H204V179H206L207 178V171L205 170V165H203L202 163L204 162V157H203V154L201 153V150L199 151V150H197L198 148H197V146H196V143L194 144V142H196L195 140H189V139H184L185 137H183L182 138V136H185L187 133H186V126L183 124V123H181V124H179L180 126H178V124H177V120H178V116H177V114H175V112L174 111H172V109H169L170 107L168 106V104L167 103H165V102H161L162 100H161V98H159V96H158V94L155 92V90H153V89H151L150 90V86L148 85V84H146V83H144L142 80H140V78L138 77V75L135 73V74H133V73H130L131 71L129 70L128 72L129 73H124L123 72V68H126V64L122 61V60H120V59H118V58H120V56H118V53H117V50H116V46H112V43H110V41L107 39V36H106V34H105V32H103V31H101L102 29H101V26L100 25H98L94 20L92 21L91 19H89V17L88 16H86V15H84V14H81V13H79V12H73V10L71 11L70 10V8H60V7H58L56 10H50V9H47L48 8V6H46L45 4H42L41 2V4H39L38 3V1L36 2H34V1H28V4H27V6L25 5V4H23V3H18L17 1H15V0H8V1H6L5 3L6 4H9V3ZM196 0H190V5H189V8H190V13H188V11H187V9L186 8H184L183 9V3H182V0H103V1H100V3L101 4H104L106 7H107V9H109V11H108V17H109V20H110V22H111V25L113 26V28L114 29H116L117 31H119V32H121V31H124V30H131V32H133L134 31V33L135 34H137V36L139 35V39H141L142 38V33H151L152 35L154 34V33H159V34H161V36L162 37H165L166 39H168V40H171L173 37L175 38V44H176V47H177V49L175 50V52H176V54H177V57H178V60H177V62L176 63H174V64H172L171 65V63H172V60H171V58H167V59H165V64L167 65V66H165L164 68H161L160 69V72L159 73H157V71H155V70H157L158 68H157V66L155 67V65H157V61L155 60V59H152L151 58V55H155L158 51H159V42H160V40H161V36H159V39H152V38H146L145 39V41L143 40V39H141V42H142V45L144 46L143 47V49H145L144 51H146L145 52V55L147 56L146 57V59H145V64L143 63H138V66H139V68H140V70L144 73V74H146L147 76H150V79L153 81H155V84H158L159 86H160V88H162L163 90H166L167 92H169V93H171V94H173L174 93V90H172V89H174V88H176V86H180V87H182V88H184L185 87V77H184V72L186 71V72H189V70H192V68H193V65L192 64H194L193 62H194V58H196V55L197 54H199L200 53V51H201V49L203 48V41H204V37H205V31H204V25H205V17H204V15L203 14H205V12L206 13H209V14H212L213 15V17H216L215 15H217V12H208L207 11V8H200L199 6H197L196 7ZM231 2H234V0H232ZM231 2H230V4H231ZM237 2H239V0H236V3ZM244 2V1H243ZM195 3V4H194ZM240 3V2H239ZM14 4V3H13ZM39 4V5H38ZM197 4H200L199 2H197ZM17 5H18V7L20 6V8H18L17 7ZM26 6V7H24V6ZM24 8H23V7ZM42 6H43V8H42ZM192 6H193V13H192ZM13 7V8H12ZM22 7V8H21ZM35 7V8H34ZM17 10H16V9ZM51 8H54V6H51ZM15 9V11H13ZM18 9H20V10H18ZM24 9V10H23ZM61 10V12H60V10ZM21 10H23V12L21 11ZM30 10V11H31ZM37 10H38V12H37ZM58 10V11H57ZM9 11V12H8ZM18 11H20V12H22V14L20 13V12H18ZM227 12L226 13H229L230 14V16H231V11H230V9H228V10H226ZM65 12V13H64ZM16 16H15V15ZM20 14V15H19ZM179 14V15H178ZM190 14V15H189ZM18 15V16H17ZM22 15V16H21ZM43 15V16H42ZM153 15V16H152ZM202 15V16H201ZM225 13H224V16H223V18L221 19V20H216V22H214V23H216L217 25H219L218 27H219V29H220V31L222 32V33H224V31H226L225 33H227V31H228V28H229V26L228 25H223V24H225ZM226 16H228V15H226ZM230 16H228V18L230 17ZM238 16H239V18L237 19V18H229V21H228V23L227 24H229L231 21H234V23H238V24H241L240 25V29H244L245 31H246V33H247V31H248V34H255V35H258V34H260V29L259 28H261V24L262 25H264V17L263 16H261L260 17V13H258L257 14V12H254V10L252 11L251 9H250V11L248 12V13H246V15H244V14H242V13H240V11H239V14H238ZM253 18H252V17ZM77 17H79V18H77ZM150 17H151V19H150ZM200 17V18H199ZM242 17V18H241ZM10 18V19H9ZM44 18H46V19H44ZM62 18V19H61ZM71 18H77L76 20H75V22H74V20L73 19H71ZM241 18V19H240ZM69 19V20H68ZM86 19V20H85ZM153 19V20H152ZM82 20V21H81ZM91 20V21H90ZM152 20V22H149V21H151ZM226 20H228V19H226ZM70 21V22H69ZM87 21V22H86ZM189 21H191V22H189ZM26 22V23H25ZM39 22V21H38ZM90 24H89V23ZM153 22H154V24H153ZM19 23H20V25H19ZM26 24V25H23L22 26V24ZM79 23H81L80 25H79ZM145 25H144V24ZM7 24V25H6ZM74 24V25H73ZM89 24V25H88ZM95 24H97V25H95ZM197 24H198V27H197ZM208 24H211V22H208L207 23V28L210 26H208ZM12 26V27H10V26ZM78 25L81 27H78ZM155 25V26H154ZM223 25V26H222ZM21 26V27H20ZM76 26V27H75ZM99 28H97V27ZM133 26H135V27H133ZM221 26L223 27L222 29H221ZM224 26H226V27H224ZM145 27V28H144ZM153 27V28H152ZM79 28V29H78ZM87 28H89L91 31H93V32H95L94 33V37L96 38V37H99V34H100V37H103L102 39L103 40H100L98 43H97V41L95 40V41H88L89 40V38H84V36H85V34L84 33H86V30H87ZM127 28V29H126ZM182 28H186V33L187 34H184V35H181V29ZM225 28V29H224ZM63 29V28H62ZM76 29H78V30H76ZM147 29V30H146ZM227 29V30H226ZM249 29V30H248ZM83 30V31H82ZM95 30V31H94ZM100 30V31H99ZM154 30V31H153ZM243 30V31H244ZM63 31V33L65 32V29H63L62 30ZM81 31H82V34H81ZM188 31V32H187ZM244 31V32H245ZM251 31V32H250ZM96 32H98V33H96ZM99 32H101V33H99ZM103 32V33H102ZM225 33H224V35L222 34L221 36H226L225 35ZM59 33L58 32H53V37H58V38H60V36H57ZM79 34H81V35H79ZM66 35H64L65 37H67ZM84 35V36H83ZM81 36H83L82 38H80ZM158 38V37H157ZM87 39V40H86ZM11 40V41H10ZM64 40V39H63ZM83 40V41H82ZM85 40V41H84ZM144 41V42H143ZM73 43V44H72ZM225 43V42H224ZM76 44H78V45H76ZM72 45L74 46V47H72ZM99 45V46H98ZM223 48H224V46H225V44H222L221 45ZM75 48V49H74ZM222 48V50L224 51L225 49H223ZM26 50V49H25ZM180 50L181 51H184L183 52V54H182V52H181V57H179V55H180ZM189 50V51H188ZM23 52H25V54H23L22 53V55H21V58L16 62L15 61V59H14V61L12 60L13 58H10L9 60H8V63H9V65L8 66H6L5 65V61H4V58H2V60L0 61V69L1 68H4V70H0V72H2V71H4V72H2V74H0V75H4V74H6L8 71L10 72V70L12 71V67H13V69H14V67H15V64L17 63L18 65H22L23 63H25L26 62V57H27V51H23ZM80 52V53H79ZM205 52V54L207 53V51H204ZM224 53V52H223ZM77 54V56H75V55ZM179 54V55H178ZM194 56H193V55ZM191 55V56H190ZM184 56V57H183ZM193 56V57H192ZM83 57V58H82ZM109 57V58H108ZM191 57V58H190ZM222 57H224V59H226V57H227V55H222ZM180 58V59H179ZM192 58H193V60H192ZM112 60V61H111ZM77 61V60H76ZM84 61H85V63H84ZM116 61V62H115ZM148 63H147V62ZM156 61V62H155ZM112 62V63H111ZM13 63V64H12ZM179 63V64H178ZM16 64V65H17ZM154 64V65H153ZM84 65V66H83ZM83 67V68H82ZM190 67V68H189ZM192 67V68H191ZM84 68H86V69H84ZM115 68V69H114ZM157 68V69H156ZM10 69V70H9ZM167 70V71H166ZM248 70V72L249 73H251L252 72V74H253V71H252V69H251V67L249 66V69H247ZM7 71V72H6ZM87 71V72H86ZM122 71V72H121ZM8 72V73H9ZM90 72V73H89ZM108 72V73H107ZM116 72H118V73H116ZM104 73V74H103ZM155 73V74H154ZM157 73V74H156ZM91 74V75H90ZM94 74V75H93ZM103 74V75H102ZM125 77H124V76ZM151 76H153L152 78H151ZM156 76V77H155ZM253 76V75H252ZM138 78V79H137ZM93 79V80H92ZM126 79V80H125ZM137 79V80H136ZM163 79V80H162ZM90 80V81H89ZM129 80V81H128ZM131 80H134L137 84H139L140 86V89H134V88H132V86H131V84H130V81ZM260 81V78H259V80H256V81H254V83H256L255 85H251V86H249L250 88H248V90H247V92L245 91V92H242L241 90H232V89H229V90H227V91H225L224 93H223V95H224V97L222 96H219L218 97V100H217V98H215V97H213V99L216 101V102H214V104H213V110H216L217 112H219V113H222V112H227V106L228 107H230V108H234V107H236V106H238V107H243L242 109L243 110H245L246 112H247V114H248V117L250 118L253 114V109H256L254 106L256 105L257 106V103L259 102V101H261L262 99H263V101H264V98H260V97H264V83H262L261 81ZM78 82V81H77ZM92 82V84H90ZM141 82V83H140ZM97 83V84H96ZM126 84V85H125ZM143 84V85H142ZM88 85H90V86H88ZM94 85H95V87H94ZM145 85H147V86H145ZM261 85V86H260ZM79 86H81V88H79ZM92 86V87H91ZM173 86V87H172ZM256 88H255V87ZM263 89H261L260 87ZM33 87V88H32ZM31 87V85H29V86H27L26 88H20V87H17V88H15V89H18V90H15V89H12L11 90V96H12V99H14L13 101H12V107H11V110L13 111L12 112V114L14 113V111L16 110L17 112L16 113H14V116H19L22 112H23V110H25L26 108H28V106L29 105H26V106H23L20 110H17V106L20 104V100H22L21 98H15V96L14 95H19L20 93H27V92H33V90L35 89L34 88V86H32ZM100 87V88H99ZM150 87V88H149ZM233 87V86H232ZM252 87V88H251ZM88 90H87V89ZM97 88V89H96ZM131 88L133 89V90H136L135 92L133 91V90H131ZM146 88V89H145ZM149 88V89H148ZM21 89V90H20ZM32 89V90H31ZM81 89V90H80ZM96 89V90H95ZM260 89V90H259ZM28 90V91H27ZM86 90V91H85ZM130 90V91H129ZM259 90V91H258ZM14 91V92H13ZM85 91V92H84ZM138 91H140V92H138ZM228 91H230V92H228ZM254 92V95L255 96H251L253 99V101L251 100V99H249V98H247L246 97V95H253V93L251 94V92ZM260 91H262V92H260ZM87 92V93H86ZM97 94H96V93ZM100 92V93H99ZM114 92H115V94H114ZM128 92V93H127ZM131 92V93H130ZM137 92V93H136ZM208 94H209V92L208 91H206ZM248 92L250 93V94H248ZM94 93V94H93ZM99 93V94H98ZM204 93V92H203ZM207 93H205L206 95H207ZM233 94L232 96H231V94ZM245 93V94H244ZM262 93V94H261ZM14 94V95H13ZM101 94H103V95H101ZM126 94V95H125ZM140 94V95H139ZM226 94H228V95H230L229 96V99H227L226 98ZM260 96H258V95ZM92 95V96H91ZM101 95V96H100ZM123 95H124V97H123ZM130 95V96H129ZM158 96L157 98H156V96ZM227 95V96H228ZM259 97V99H258V97ZM96 96H98V97H96ZM118 98H117V97ZM126 96H128V97H126ZM97 99H96V98ZM114 97V98H113ZM126 97V98H125ZM140 97H141V99H140ZM147 97V99H149L150 100V106H151V110L153 109L154 111H148V110H146V109H143V106H142V102H141V100L143 99V98H146ZM255 97H257V98H255ZM93 98V99H92ZM95 98V99H94ZM99 98V99H98ZM109 98V99H108ZM116 98V99H115ZM121 98V99H120ZM137 98V99H136ZM159 98V99H158ZM254 98L256 99V100H254ZM78 98L76 97V98H74L73 100H72V102H74V101H76ZM103 99V100H102ZM107 99V100H106ZM113 99V100H112ZM132 99V100H131ZM98 100H100V101H102V105H103V107H102V105L100 104V107H101V111H100V109L99 108H92V104H94V103H96ZM136 100H138V102H134V101ZM160 102H159V101ZM251 102H250V101ZM92 102V104H91V102ZM116 101H118V102H116ZM122 101V102H121ZM133 101V103L131 104V102ZM183 101V105L184 106H187V110H191V109H193L194 107H195V103L193 104L192 103V100L191 99H187V98H183L182 100L180 99H178L177 100V102H179V104L181 103V102ZM199 104H200V100H199V96H197V100H196ZM218 101V102H217ZM116 102V103H115ZM128 102H129V104H128ZM140 102V103H139ZM156 102H159V103H156ZM219 102H221V103H223V104H221V103H219ZM255 102V103H254ZM31 103H33V101H31ZM65 103V102H64ZM110 103L112 104L111 106H110ZM120 103H121V105H120ZM152 103V104H151ZM160 103H161V105H160ZM247 105H246V104ZM251 103H253L254 105H253V107L251 108V106H252V104ZM30 104V103H29ZM114 104V105H113ZM139 104V105H138ZM141 104V105H140ZM157 104H159V105H157ZM244 104V105H243ZM251 106H250V105ZM91 105V106H90ZM105 105V106H104ZM119 105H120V108H119ZM126 107L125 108V110H124V106ZM128 105H130V106H128ZM136 105V106H135ZM137 105L140 107V109H138V107H137ZM243 105V106H242ZM246 105V106H245ZM249 105V106H248ZM111 107V109L110 108H108V107ZM15 107V108H14ZM17 107V108H16ZM118 107V108H117ZM123 107V108H122ZM128 107V108H127ZM130 107H132V108H130ZM133 107H134V109L135 110H137V111H135L134 109H133ZM142 107V108H141ZM167 107V108H166ZM118 110H117V109ZM166 108V109H165ZM246 108V109H245ZM122 109H123V112H122ZM129 109V110H128ZM131 109V110H130ZM133 109V110H132ZM86 111V112H84V111ZM89 110H91V111H89ZM99 110V111H98ZM109 110H111V111H113V113H111V111H109ZM139 110V111H138ZM162 110V111H161ZM253 110V111H252ZM87 111H89L88 113H90V114H88V116H87ZM93 111V112H92ZM127 111V112H126ZM141 111V112H140ZM92 112V113H91ZM106 112H108V113H106ZM114 112H116L117 114V116L116 115H113L114 114ZM125 112V113H124ZM133 112V113H132ZM67 113V114H66ZM86 115H85V114ZM96 113V114H95ZM106 113V114H105ZM119 113V114H118ZM137 113V114H136ZM141 113H144V114H146L147 115V118L150 120V119H153V120H151L150 122H148L149 120L145 117L144 118V116H142L141 114L139 115V114ZM83 114V115H82ZM130 116H128V115ZM35 115H36V117L37 116H39L40 115V113L38 112H36L35 113ZM89 115H91V117L89 116ZM105 116V115H107V116H105V119L102 117L101 118V116ZM108 116H109V120H111L110 121V123H108L109 121H106L107 119H108ZM132 116V117H131ZM140 116L141 117H143V119L146 121H143L142 119H139L140 118ZM158 116V117H157ZM188 116H190L191 117V115H190V113L188 112ZM79 117H81L80 119H79ZM86 120V123H85V121L83 120V118ZM88 117V118H87ZM90 117V118H89ZM93 117V118H92ZM98 119H97V118ZM99 117H100V119H99ZM107 117V118H106ZM110 117H111V119H110ZM129 118L128 120H127V118ZM139 117V118H138ZM68 118V119H67ZM73 118H75V119H73ZM92 118V119H91ZM115 118V119H114ZM121 119V121H119L118 122V120H120ZM135 118V120H133V122H132V119H134ZM159 118V119H158ZM67 119V120H66ZM79 119V121H76V120H78ZM88 119V120H87ZM90 119V120H89ZM95 119V120H94ZM104 119V120H103ZM113 119V120H112ZM117 119V120H116ZM156 119V120H155ZM64 120H66V121H64ZM68 120H70L71 122L70 123H68ZM92 120H93V122L95 123V124H93V123H90V122H92ZM99 120H101V121H99ZM131 120V121H130ZM137 120V121H136ZM88 121V122H87ZM95 121H97V122H95ZM103 121V122H102ZM115 121L116 122H118V127H116V123H115ZM124 121V122H123ZM127 121H129V122H127ZM63 122H64V124H63ZM73 122H76L75 123V126H74V124H73ZM121 122V123H120ZM126 122V123H125ZM156 122H157V124H156ZM159 122V123H158ZM161 122V123H160ZM172 122V123H171ZM68 123V125H66ZM81 123V124H80ZM84 123H85V126H87L88 124H90L91 125V127H90V125H89V127L88 128H90L91 130H88V131H86L85 129L87 128V127H83L84 126ZM88 123V124H87ZM148 123H149V126H148ZM152 123V124H151ZM177 125H176V124ZM209 122H207V124H208ZM257 123V124H256ZM72 124V125H71ZM77 124V125H76ZM79 124H80V126H79ZM113 124H115V126L113 125ZM124 124H126L125 125V130L123 129V126H124ZM128 124H131V125H128ZM136 124V125H135ZM137 124L139 125V126H141V127H139V126H137ZM160 124H162V125H160ZM174 124V125H173ZM256 124V125H255ZM100 125H102V126H100ZM129 127H128V126ZM164 125H167L169 128H171V132H172V134H173V138L171 139V140H169V139H165V137L164 136H162L160 133H161V130L163 129V128H161V127H166V126H164ZM170 125V126H169ZM241 125H242V127H243V129L247 132V134L250 136V137H252V138H254V139H256V134H257V132L259 133L260 132V130H262L263 128H264V123H260L259 121H255L254 123H251L249 120H247V121H243V122H241ZM60 126V127H59ZM64 126V127H63ZM73 126V127H72ZM77 126V127H76ZM119 126H122V127H120V128H122L121 130H120V128H119ZM144 126L146 127L147 126V131H146V129H143L144 128ZM177 126L179 127V130L182 128L183 130H181V131H179L178 130V128H177ZM183 126V127H182ZM99 127H101V128H99ZM149 127L151 128V129H155V131H151L150 132V130H149ZM63 128H65V129H63ZM84 128V129H83ZM87 128V129H88ZM159 128V130H157ZM67 129V130H66ZM80 129V130H79ZM95 129V130H94ZM110 129V130H109ZM114 129H118L117 131L116 130H114ZM145 130V131H143V130ZM63 132H62V131ZM77 130H79V131H83V134L85 135V136H87V133L88 132H90V131H94V133L98 136V134H99V136L100 135H102V136H100L101 137V140L102 139H105L106 138V140H104V141H107V142H102L101 140H100V137H98L97 138V136L96 135H94V134H92L93 135V139L90 141V143H88V139L86 138V139H84V141L86 142V143H84V141L83 142H81L80 143V147H81V145H82V147H81V150H83L84 151V149L83 148H85V146H91L90 144H91V142H92V147H89V149L91 148V149H93V153H96L95 155L97 156L98 155V152H95V151H100V153L102 152V154H104V152L103 151H105L106 152V154H107V150H103V148H104V146H105V144L107 143V145L109 144L108 143V141H109V139H110V144H114L116 147L114 148V146L113 145H109V146H105L106 147V149L108 148V147H113L115 150V152H110V151H108L109 153V155L110 156H101V157H103V159L105 158V157H107L106 158V160L104 159V162L106 163V166H102V167H98L97 166V168H98V173L96 174V172H95V174H94V172H92L93 170H95V166L98 164L97 162H95V160H94V162L93 161H86L85 159H89L87 156H89V155H87L86 156V153L87 154H89V153H91L92 151H91V149L90 150H88V148H87V150L85 151V154H84V152L83 151H81V153L82 154H84L83 155V157H82V159H79V156H80V151H78V149H80V148H77V146H76V151H77V153H76V151L74 150V148H72V149H70V148H67L65 151H64V147H62L63 146V142H64V139H65V137H67L70 133H74V132H76L77 133ZM111 130H112V133H111ZM157 130V131H156ZM178 130V131H177ZM67 131V132H66ZM81 131V132H82ZM97 131V132H96ZM105 132V133H103V132ZM119 131H121L120 133H118L117 134V132H119ZM123 131V132H122ZM69 132V133H68ZM130 133L129 134V136H126V133ZM134 132V133H133ZM153 132V133H152ZM156 132H159V133H156ZM254 132V133H253ZM109 133H111V135L113 136H111ZM114 133V134H113ZM122 133H124V134H122ZM150 135H149V134ZM239 133H240V131H238V133H237V136L239 135ZM66 134V135H65ZM75 134V133H74ZM137 134V136L134 138V136ZM152 134V135H151ZM155 134H156V136H155ZM119 135H123L122 137H120ZM133 135V136H132ZM140 135V139L138 140V136ZM210 135H212L211 133H210ZM56 138H55V137ZM60 136L62 137V138H60ZM64 136V137H63ZM106 136V137H105ZM114 136H115V138H117V139H112V138H114ZM143 136H147V137H143ZM159 136V137H158ZM108 137H109V139H108ZM110 137H112V138H110ZM125 137H128V138H130L132 141H131V143H127L126 141H123L124 140V138ZM132 137V138H131ZM141 137H142V140H141ZM151 137V138H150ZM98 140H97V139ZM134 138V139H133ZM55 139H56V141H55ZM63 139V140H62ZM108 139V140H107ZM173 139H175L174 141H173ZM178 139H180V141H178ZM54 140V141H53ZM97 140V141H96ZM101 142H100V141ZM113 140V141H112ZM118 140V141H117ZM125 140H126V138H125ZM129 140V139H128ZM127 140V141H128ZM186 140H188V141H186ZM230 140H234L233 138H230ZM115 141V142H114ZM130 141V140H129ZM133 141H135L134 143H136L135 145H133ZM144 141H145V143H144ZM157 141H159L160 143L162 142L163 144H165V143H168V146H170L172 149H173V151H176V152H171V148L170 149H167V148H169V147H167L166 145L163 147L162 146V143H161V146L164 148L163 150H162V147L160 146V148L159 147H157L156 145H154L153 146V144H156V143H158ZM182 141V142H181ZM191 141V142H190ZM58 142V143H57ZM138 142H139V144L141 143V144H143L142 146L145 148H143L142 146H141V144L140 145H138ZM172 142L174 143V144H172ZM256 142V141H255ZM255 142H253V144L251 143V144H249L250 146H249V151L252 153V155L254 156V158L255 157H257V158H255V162L256 163H254V165L252 166V168H254L255 169V171H256V173H255V175H254V178L252 179V181H251V183H252V186H251V188H252V190H253V193H254V197H255V199H256V214H257V223H256V227H255V232H254V234L252 235V237H251V239H249V240H247L246 242H247V246L245 247V249H243L242 248V246H240V245H238L236 248H237V250L229 257V264H264V160L263 161H259L258 160V156L259 155H257L258 153H257V151H256V145H257V142L255 143ZM54 143V144H53ZM84 143V144H83ZM88 143V144H87ZM104 143V146L102 147V146H99V145H102ZM159 143V144H160ZM175 143H177L180 147L181 146H183L182 147V150L179 148V147H177L178 145L177 144H175ZM188 143V144H187ZM190 143V144H189ZM95 144H96V146H95ZM130 144H131V146H130ZM144 144L145 145H147V144H149L148 146V148L146 147V146H144ZM136 145H138V146H141V147H135ZM190 145V146H189ZM84 146V147H83ZM123 146H125V148H126V146L130 149V150H128V148L127 149H125ZM155 146H156V149H155ZM59 147H61V149H59ZM166 147V148H165ZM46 148V149H45ZM51 148H54V150L53 149H51ZM85 148V149H86ZM133 148V149H132ZM143 149V151L141 150V149ZM153 148L155 149V151L157 152V153H159V151H161L162 150V152L164 151V150H166L165 152H167V154H169L170 155V152H171V154L174 156V154L176 153L177 155L179 154V156H177V157H179V158H177L178 159V161H179V163L180 162H182V159H183V157H184V161L185 162H189V159H188V157L190 158V163L188 164V167L190 166V168H191V170H189V172H187L186 171V169H184V171H186L187 173H188V178L187 179H183L184 181H188L187 182V185H188V183L189 182H191V183H189V187H190V189H188L189 187L185 184V182L183 181V180H181L180 182L183 184V186L181 185V183L178 181L179 180V177H177V176H175V175H173V174H175V171H173V170H176L177 169V167H175L176 169H173L174 168V166H172V171L171 170H169L170 169V167L171 166H169L170 164L171 165H173V164H175V163H178V161H176L177 159L176 158H174V160H173V162L172 161H169L170 160V157H168L167 158V156H166V158H165V153L163 152V155H162V153H161V158L163 157V158H165L164 160H166L167 162L169 161L170 162V164L169 163H164L163 164V162H166V161H164L163 159H160V154H158L157 156L159 157H156L155 155L157 154L155 151H154V153L152 152L151 153V155L152 154H154V155H152V156H149L150 155V153H146V152H148V150L150 151H153ZM193 148V149H192ZM196 148V149H195ZM6 149L10 152L11 150H9V148H7L6 147ZM59 149V150H58ZM69 149H70V151L72 150V153L69 151ZM109 149V148H108ZM186 150V151H184V150ZM47 150V151H46ZM60 150H61V152H60ZM110 150V149H109ZM112 150V149H111ZM168 150H170L169 151V153H168ZM48 151L50 152L51 151V153L49 154L48 153ZM68 151H69V153L71 154V158H70V154L68 155ZM73 151H75L74 153H73ZM124 151V152H123ZM129 151H132L131 152V155H130V152ZM135 151H139L137 154H136V156L134 155H132V153L133 152H135ZM142 151V152H141ZM150 151V152H151ZM66 152V153H65ZM78 152H79V156H78V162H80V160H81V162L82 163H80V164H87V165H89V172H90V174H88L89 172H87V174H88V176L87 175H83V176H77V175H75V174H72L71 172H72V170L74 169V165L76 164H73V162L74 161H72L73 159H74V155L73 154H78ZM178 152V153H177ZM195 152H196V154H195ZM198 152V153H197ZM261 152H262V154H264V145H263V147H262V150H261ZM55 153V154H54ZM92 153V154H93ZM126 155L127 153H128V155H124V154ZM144 153H146L145 155H144ZM194 153V154H193ZM62 154H64V155H62ZM82 154H81V156H82ZM140 156H139V155ZM149 154V155H148ZM176 154H175V156H176ZM180 154H182L181 155V157H182V159H181V161L179 160L181 157H180ZM202 154V155H201ZM49 155H50V157H49ZM52 155H53V157H52ZM56 155V156H55ZM67 155V156H66ZM73 155V156H72ZM100 155V154H99ZM138 155V156H137ZM147 155V157H148V159H147V157H145ZM168 155V156H169ZM184 155V156H183ZM186 155H187V157H186ZM199 155H201V156H198ZM76 155H75V162L77 161L76 160V157H77ZM128 156H131V158H136V159H138V158H140V160L138 159V160H136V159H134V161H132L131 160V158H129L128 159ZM154 156V157H153ZM55 158L56 157V159H50V158ZM98 158H99V160H100V157L99 156H97ZM116 157H117V155H116ZM197 159H196V158ZM70 158V159H69ZM120 158V157H119ZM122 158H120V159H122ZM149 158H151L150 160H149ZM187 158V161L185 160ZM49 159V160H48ZM59 160V162H61L62 163V165L61 164H58L59 162H58V160ZM72 159V160H71ZM142 159V160H141ZM162 160L163 162L162 163H160V162H158V160ZM83 160H84V163H83ZM136 160V161H135ZM144 160V161H143ZM154 160H157L156 162L154 161ZM199 160V161H198ZM201 160V161H200ZM52 161H55V164L58 166H53L52 165V163H54V162H52ZM87 163H86V162ZM123 161V160H122ZM153 161V162H152ZM176 161V162H175ZM182 162V163H180V164H182V166H180L179 164H177L178 166H179V168L180 167H183V165L186 167L187 166V163H185V162ZM203 161V162H202ZM51 162V163H50ZM90 162V163H89ZM93 162V163H92ZM100 162H102V161H100ZM108 162V163H107ZM144 162H146V163H144ZM158 162V164H155V163H157ZM173 164H172V163ZM202 162V163H201ZM44 163V164H43ZM96 165H95V164ZM138 163H140L139 164V166L141 165V163H143L144 165H141L140 166V168H142V169H144V167L143 166H145V164H146V167L147 168H145L144 170H143V175H140V174H142V170L140 169V168H138ZM205 163V162H204ZM65 164V165H64ZM79 164V163H78ZM94 164V165H93ZM103 164V163H102ZM108 164H110V165H108ZM124 164H126V165H124ZM150 164H153V166L150 168L151 169V171H152V169H153V167H154V169H155V171H154V169H153V171L151 172L150 171V169H149V167H150ZM160 164H161V166H162V169L165 167H163V165H167V166H169L168 168L166 167V168H164V170H169L168 172L170 173V171H171V174L172 175H170V174H168V172H166V171H161V166H160ZM163 164V165H162ZM169 164V165H168ZM64 165V166H63ZM99 165V164H98ZM118 165V166H119ZM130 165V167H134V169H136L135 171H133L134 169L132 168V171L133 172H135V173H133V174H131L132 176L131 177H129L128 175H129V172H131V171H128L126 168H127V166H129ZM131 165H133V166H131ZM52 166V167H51ZM60 166H62V167H60ZM94 166V168H93V170H91L90 169V167H93ZM108 166V167H107ZM118 166H117V168H118ZM159 166H160V168H159ZM202 166V167H201ZM66 169H64V168ZM67 167V168H66ZM106 167V168H105ZM122 167H123V169H122ZM204 167V168H203ZM59 168V169H58ZM61 168V169H60ZM100 168V169H99ZM108 169L109 171H105V169ZM118 168V169H119ZM129 168V167H128ZM178 168V169H179ZM34 169V168H33ZM46 169V170H45ZM61 171V173L59 174V171ZM63 169V170H62ZM117 169V172L118 171H120V170H118ZM147 169V170H146ZM149 169V170H148ZM182 170V174H187L186 172H184L183 171V168H181ZM189 169V168H188ZM242 169V168H241ZM55 170V171H54ZM71 170V171H70ZM100 170V171H99ZM129 170H131V168H129ZM139 170H141L140 171V173H138L140 176H142V177H140V179H138V183L135 181V180H137L136 179V177H135V175H136V173L139 171ZM51 171H52V173H51ZM57 171V172H56ZM67 171H69V172H67ZM114 171V170H113ZM113 171H111V172H113ZM124 171H122V172H124ZM128 171V172H127ZM146 171V172H145ZM148 171H150V173L148 172ZM54 172V173H53ZM56 172V173H55ZM66 172V173H65ZM115 172V171H114ZM117 172H115V173H117ZM172 172H174V173H172ZM34 173V174H33ZM58 173V174H57ZM65 173V174H64ZM110 173V172H109ZM109 173H108V175L107 176H109ZM132 173V172H131ZM154 173H156V174H154ZM205 173V174H204ZM38 176H37V175ZM55 176H54V175ZM62 174L64 175V176H62ZM67 174V175H66ZM99 174V175H100ZM110 174H112V173H110ZM117 174H121V172H118ZM147 174V175H148ZM157 174H158V176H157ZM167 174L169 175V177H173L174 178V181H173V178L171 177V179H172V181H171V179L170 180H168L169 178H167L168 176H167ZM184 174V175H185ZM72 175V176H71ZM114 175V174H113ZM121 175V176H122ZM134 175V176H133ZM154 175V176H153ZM176 175H177V173H176ZM192 175V176H191ZM195 175V176H194ZM204 177H203V176ZM66 176V177H65ZM76 176V177H75ZM110 176H112V175H110ZM118 176V175H117ZM120 176V175H119ZM118 176V177H119ZM121 176H120V178H121ZM218 176V175H217ZM216 176V180L218 181V182H220V178H218ZM73 177V178H72ZM83 177H85V178H83ZM113 177H116V175L115 176H113ZM112 177V178H113ZM128 179H127V178ZM134 178V181H133V179L131 180V178ZM139 177H137V178H139ZM178 178V180H177V178ZM184 177V176H183ZM187 177V176H186ZM87 178H94L93 180H91L90 179V181H92V184L88 181V184L86 183V182H84ZM112 178H111V181H112ZM125 179V182H127V184L123 181L124 179ZM176 178V179H175ZM49 179H50V182H48L47 183V181H49ZM61 179V180H60ZM80 181H79V180ZM113 179H115V178H113ZM118 179V178H117ZM148 179H147V181H145V182H149L148 181ZM153 179H155L154 181H151V180H153ZM159 179H160V181H159ZM192 179V180H191ZM248 178H247V176H242L241 177V182H242V188H245V186L247 185V184H249V179L247 180ZM38 180V181H37ZM45 180V181H44ZM55 180V181H54ZM70 180V181H69ZM73 180H75V182L73 181ZM131 180V181H130ZM139 180H141L142 181V183H140L139 184ZM162 180V181H161ZM175 180H177L179 183H177ZM195 180V181H194ZM246 180V181H245ZM54 181V182H53ZM63 181V182H62ZM72 181V182H71ZM78 183H77V182ZM93 181H95L96 182V184L93 182ZM206 181V180H205ZM59 182H61V183H59ZM64 182H66V183H70V184H78V185H81L82 184V186H83V188H84V186L86 185V187H87V185L89 186V188H87L86 190L87 191H85V189H83V188H81L82 190H77V189H80V186L77 188V184H76V190H75V188L72 186V188H71V186L68 188V190H65V189H63V188H61L62 186V184L64 183ZM83 182V183H82ZM129 182H130V184H129ZM132 182V183H131ZM136 182V183H135ZM155 184H154V183ZM176 184H175V183ZM184 182V183H183ZM202 182H204V181H202ZM28 183H29V185H31V183H35L33 186L34 187H30L29 185H28ZM39 185H38V184ZM44 183V184H43ZM45 183H47V185H45ZM49 183H51L50 185L52 186V187H50L48 184ZM56 183H58L57 185H56V188H55V186H53V185H55ZM90 183V184H89ZM160 183H162V185H160ZM193 183V184H192ZM53 184V185H52ZM61 184V185H60ZM93 184H95V188L93 189ZM98 184V187L96 186ZM114 184H116V182H115V180L113 181V185ZM128 184H129V187H128ZM136 184H138V185H140V186H138V187H140V188H137V185ZM159 186V188H158V186ZM163 184H165V187H166V189H162L163 187H164V185ZM179 184V189L177 188V185ZM205 184V182L203 183V185ZM111 185V184H110ZM109 185V186H110ZM131 185V186H130ZM157 186L156 188H155V186ZM168 185V186H167ZM172 186V187H175L176 186V188H173V189H171L172 187H170V186ZM181 185V186H180ZM184 185H186V186H184ZM225 186H227V184H224ZM29 186V187H28ZM39 186V187H38ZM60 186V187H59ZM121 186V187H120ZM151 186L153 187L152 189H151ZM162 186V187H161ZM36 187V188H35ZM38 187V188H37ZM42 187V188H41ZM54 187V188H53ZM85 187V188H86ZM170 187V193H172V190L174 191L173 193H172V195L170 194V193H168L169 191L167 190V188H169ZM187 187V188H186ZM192 187V188H191ZM29 188H31V189H29ZM48 188L52 191H49V192H51L52 194V196L54 197L55 196V198H53L49 193H48ZM120 188L122 189L121 191H120ZM154 188H155V190H156V192L157 191H159V189H161V191H163V190H165V192L163 191L162 193H163V195L164 196H166V194H167V199H164L163 198V195H162V193H159V192H155V190H154ZM180 188H181V190L185 193L186 191V193L184 194L185 196H184V198L185 199H183L184 200V202H185V205H181L182 207L184 206L185 207V209H186V206H188L187 207V210H189L188 212L190 213V214H188V212H186L187 210H185V212L183 211V212H181L182 210H183V208L181 207L180 208V206H179V208L181 209V211L179 210V208H178V206L177 205H179L180 203L179 202H181L180 200H179V198H181V200H182V197H183V192L180 190ZM182 188H185V189H182ZM201 189V190H199V189ZM29 189V190H28ZM40 190L41 192H39L38 190ZM44 189V190H43ZM65 190L66 192H68V194L66 193V192H64L65 193V195H64V201L61 203V202H59L60 200H62V198H56V194L58 195V192H59V190ZM129 189H131L130 191H129ZM175 189V190H174ZM180 191V194H181V196L179 195V193L177 194V192H178V190ZM61 190H60V192H61ZM73 190V191H72ZM85 192H84V191ZM149 190H151V191H149ZM166 190H167V192H166ZM195 190V191H194ZM38 191V192H37ZM43 191H45V193H43ZM53 191H54V194H55V192H57L55 195L53 194ZM80 191H82V192H84L85 193V197H88L89 195V197L93 200L94 198H96V200L94 199L93 201H90V203H92V202H94L95 201V203H92L90 206L92 207V205H93V207L95 208V205L97 204V206H98V208H100V210L96 207V209H98L99 210V212H98V210L97 211H95L94 209H92V208H89V209H91L92 211L90 212L89 211V213L87 214V216H85L84 217V215L88 212V211H86V213H85V211L84 210H86L87 209V205L88 204H90V203H87V201L89 202V200H87V199H89V198H87L86 199V204L87 205H85L84 206V204H85V201L84 200H82L83 198H85L84 196H81L80 197V193H82V192H80ZM90 193H92V194H94V195H92V194H90ZM96 191V192H95ZM111 191H112V193H111ZM129 191V192H128ZM153 191V192H152ZM191 191V192H190ZM197 191V192H196ZM200 191V192H199ZM60 192H59V195H61L60 194ZM80 192V193H79ZM102 192V193H101ZM124 192V191H123ZM144 192H145V190H144ZM188 192H190V193H188ZM39 193H42V194H44L45 196V198H47V199H49L50 201H52V202H56L57 200H59V201H57L56 203H57V205L59 206V207H55L54 205V207L56 208V209H53L52 208V210H56V211H52V210H49V211H43L42 210V203H40V202H43V199L42 198H40V196H39ZM154 193V194H153ZM160 195H159V194ZM176 194V196H175V194ZM187 193H188V195L190 194V197L189 196H186L187 195ZM203 193V194H202ZM63 194V193H62ZM70 194V196H72V199L74 198V196L75 197H80L79 199L82 201L81 203H83V204H81L79 201V199L78 198H74V200H72L71 199V197L70 196H67V195H69ZM73 194V195H72ZM83 194V193H82ZM88 194V195H87ZM125 194V193H124ZM133 194H131V195H133ZM145 194V193H144ZM149 194V193H148ZM147 194V195H148ZM200 194H202V195H200ZM84 195V194H83ZM87 195V196H86ZM99 195V196H98ZM146 195V194H145ZM156 195V197H158L159 198V201H158V198H154V196ZM162 195V196H161ZM178 195L180 196V197H178ZM37 196V198L38 199H34V197H36ZM61 196H63V195H61ZM60 196V197H61ZM92 196H94V197H92ZM149 195H148V197H150ZM160 196H161V198H160ZM204 196V197H203ZM67 197H69L70 198V202H69V199L67 198ZM165 197V198H166ZM174 197L176 198V199H174ZM187 197H189L188 199H186ZM192 197V198H191ZM68 200H67V199ZM152 198H154V199H152ZM172 200H171V199ZM191 198V199H190ZM194 198H196V199H194ZM52 199V200H51ZM90 199V200H91ZM122 199V198H121ZM204 199H206V197L204 198ZM216 199V201L214 200L213 201V205L214 204H216V206H217V202L219 201V198L217 197V198H215ZM27 200V201H26ZM30 200V201H29ZM39 200V201H38ZM69 202H67V201ZM72 200V201H71ZM76 200V201H75ZM79 200V201H78ZM113 200V201H112ZM165 200L167 201L166 203H165ZM177 200V201H176ZM187 200V201H186ZM188 200L190 201L189 203H187L188 202ZM195 200H196V202H195ZM199 200H201V201H199ZM29 201V202H28ZM37 201V202H36ZM77 201H78V204H77ZM84 201V202H83ZM99 201H102V203H103V205L101 206V204L102 203H100ZM106 201H107V204H105L106 203ZM174 201H176V202H178L179 204H177L176 206L175 205H173L172 203H174ZM200 202L199 204H198V202ZM27 202V203H26ZM158 202V203H157ZM168 202H170V203H168ZM192 202V203H191ZM202 202V203H201ZM38 203H40V204H38ZM56 203H54L55 205H56ZM64 203H66L67 205H68V207H66V208H64V209H66V211H67V209H68V213H71V212H73V213H71L70 215H75V213H76V215L77 216H79V218L80 219H78V217H77V220L75 219V217H74V215L73 216H71L72 218H74L73 220H74V223L76 222V221H85L86 223L85 224H81L80 226L78 225V224H80L79 222H76V223H78L77 225V227H76V224H74L73 222H71V217H70V215L69 214H66L67 212H65V213H63V211H65V210H63V208L61 209L60 207V204L62 205V207H64V206H67L66 204H64ZM73 204V206H72V204ZM98 203H100V204H98ZM115 203V202H114ZM124 203H126V204H124ZM153 204L154 205V207H156L157 209L155 210V211H152V213L150 212L152 209H155L154 207H151L152 205H150V204ZM183 202H181V204H182ZM192 204V206H191V204ZM204 203V204H203ZM25 204V205H24ZM69 204H71V205H69ZM105 204V205H104ZM160 204V207L159 206H157V205H159ZM163 204H165V205H163ZM166 204H167V207L168 208H166V209H169V211H170V213L172 212V215L170 214V213H168V214H166V215H164L165 213H166V210H165V206H166ZM168 204H171V205H168ZM174 204H176V203H174ZM184 204V203H183ZM187 204V205H186ZM41 205V206H40ZM56 205V206H57ZM81 205H83V207L85 208L86 206V209H84L83 211H84V213H82L83 211H82V209H83V207L81 208ZM128 205V206H127ZM156 205V206H155ZM161 205H163V206H161ZM173 205V206H172ZM196 205V206H195ZM202 205V206H201ZM38 206V207H37ZM72 206V208H76V209H71V211H69L70 209V207ZM77 206H80V207H77ZM112 206H116V205H112ZM125 206V207H124ZM147 206V207H148ZM126 207H128V208H126ZM152 209H151V208ZM163 207V208H162ZM176 207L178 208V210L180 211V213L182 214L183 213V215H185V218L183 217V215L179 218L178 216L179 215H181L180 213L179 214H177L179 211L178 210H176ZM196 207V208H195ZM197 207H199V208H197ZM201 207H205V209L204 208H201ZM37 208V209H36ZM61 209L60 211H61V215H60V211L58 210V209ZM79 208H81L79 211L81 212H79L77 209H79ZM146 208V207H145ZM160 208H162V209H160ZM201 208V209H200ZM39 209V210H38ZM116 209V208H115ZM196 209H198V211L199 210H202V211H200V213L196 210ZM35 212H34V211ZM76 210V211H75ZM117 210V211H118ZM127 210V211H126ZM173 210H174V212H173ZM197 212H196V211ZM204 210V211H203ZM59 211V212H58ZM75 211V212H74ZM117 211H116V213H117ZM165 211V213L163 214V212ZM169 211H167V212H169ZM177 211V212H176ZM192 213H191V212ZM32 212H34V214L32 213ZM42 212V213H41ZM43 212H45V213H43ZM55 212L56 213H59V214H56V215H58V217L59 218H62V217H64L65 218V220H66V218H68V220L70 219V222L68 223V221H66V226L65 227H67V229L65 230V227H64V221L65 220H63V219H60V220H62V222L61 221H59V218L55 215ZM118 212V213H119ZM136 212V213H135ZM148 212V211H147ZM175 212H176V214H177V216H176V214H175ZM196 212V213H195ZM50 213V214H49ZM54 213V214H53ZM106 212H101L100 214H101V216H103L102 214H105ZM119 213V214H120ZM159 215H158V214ZM174 213V214H173ZM204 213V214H203ZM43 214H44V216H43ZM45 214L47 215L46 217L47 218H49L50 220H47V218L45 217ZM49 214V215H48ZM63 214H65L66 216H64ZM82 214H84L83 215V218L84 219H82L81 217H80V215L82 216ZM118 214V215H119ZM162 214V215H161ZM189 215V217L187 218V216ZM192 214V218H191V215ZM198 214V215H197ZM38 215H42V216H38ZM53 215H55L54 217H53V220H52V217L51 216H53ZM60 215V216H59ZM69 215V216H68ZM121 215V214H120ZM149 215V216H148ZM187 215V216H186ZM197 215V216H196ZM201 216V217H198V216ZM202 215H203V217H202ZM223 215H226V213H224V211H223ZM34 218V219H31L32 217ZM37 216V217H36ZM50 216V217H49ZM105 216V215H104ZM114 216V215H113ZM135 216V217H134ZM142 216H144V217H142ZM167 216H172L173 218H171V220L173 221V223L169 220L170 218L169 217H167V223L169 224L168 225V227L170 226V228H172L171 230H170V228H167V223H166V217ZM26 217V216H25ZM39 217V218H38ZM93 217H91L92 218V220H96V218L95 219H93ZM117 217H119V216H117ZM91 218H90V221H91ZM99 218H103V217H100V215H99V217H98V220H99ZM109 218V217H108ZM113 218V217H112ZM140 218V219H139ZM163 218H164V220H163ZM189 218H190V220H189ZM201 218V219H200ZM43 219H44V221H43ZM55 219V220H54ZM82 219V220H81ZM104 219V218H103ZM110 219V218H109ZM114 219H115V217H114ZM119 219V218H118ZM119 219V220H120ZM154 219V218H153ZM174 219H176L177 221H179V222H177L176 223V221L174 220ZM181 219V220H180ZM186 219V221H184ZM187 219H188V221H187ZM196 219H197V221H196ZM203 219V220H202ZM58 222H61L60 224H56V222L57 221ZM76 220V221H75ZM98 220L97 221H95V222H97L98 223ZM107 220V219H106ZM116 220V219H115ZM135 220V219H134ZM155 220V219H154ZM169 220V221H168ZM182 220L184 221V224H185V222H187L186 223V225H184V224H181V223H183L182 222ZM198 220L200 221V222H198ZM202 220V221H201ZM28 221V220H27ZM54 221V222H53ZM56 221V222H55ZM89 221V222H90ZM103 221H105V220H103ZM110 221V220H109ZM112 221V220H111ZM118 221V220H117ZM137 221H139L138 223L139 224H137ZM165 221V222H164ZM40 223V225H39V223ZM53 222V223H52ZM57 222V223H58ZM100 222L102 223V220L100 219L99 220V224H100ZM129 222V223H130ZM174 222L176 223V224H174ZM181 222V223H180ZM196 222V223H195ZM49 223H50V226H49ZM67 223L68 224H70V223H72V225L70 224V226L68 227L67 226ZM84 223V222H83ZM92 223H94V221H92L91 223H89L90 224V226L92 225V232L93 231H95V232H93L94 233V235H96V238H98L99 239V241H100V238L99 237H102L101 239L103 240V235H101V234H99L100 232L98 231V230H96V228L95 227H93V224ZM104 223H107V221L106 222H104ZM110 223V222H109ZM109 223H107V224H109ZM120 223V222H119ZM132 223H130L131 224V226H132ZM160 224V228H162V230L164 229L163 228V225L165 226V229L167 228V229H169V233H167L165 230V234H167L166 236H164V232L162 231V230H160V228H159V226H156V225H159ZM166 223V224H165ZM188 223H190L191 225H189ZM61 224H63L62 226H59V225H61ZM89 224H88V228H89ZM96 224V223H95ZM94 224V225H95ZM163 224V225H162ZM196 224V226L198 225V227H196L195 226V228H194V225ZM44 227H42V226ZM57 225H58V227H57ZM98 225V224H97ZM96 225V226H97ZM101 225H103V223L101 224ZM104 225H106V224H104ZM155 225V226H154ZM161 225H162V227H161ZM175 225V226H174ZM180 225V226H179ZM201 225V227H200V229H198V230H196L197 228H199V226ZM40 226H41V230H40ZM46 226V227H45ZM147 226H148V228H147ZM181 226H183L184 227V231L183 230H181L179 227H181ZM187 226V227H186ZM259 226H262V228L261 227H259ZM49 227V228H48ZM55 227V228H54ZM58 228V231H57V228ZM86 227H87V225H86ZM99 227V226H98ZM103 227V226H102ZM106 227V226H105ZM133 227V226H132ZM138 227V226H137ZM139 227H141V226H139ZM54 228V230H51V229H53ZM63 228H64V230H65V232L63 231ZM128 228L130 229V230H128ZM176 228H179V230L178 229H176ZM186 228V229H185ZM194 228V229H193ZM56 229V230H55ZM59 229H60V233H59ZM75 229H73L74 231L73 232H71V234H72V236L75 234V232L77 231H75ZM91 229V228H90ZM105 230H106V228H104ZM123 229L124 230H126L124 227H123ZM137 229L138 228H136V229H132L133 231L134 230H136L135 231V233L136 234H134V235H136V238L137 237H139V235L137 236V234L139 233L138 231H137ZM144 229L142 228V230L144 231ZM49 230H51V231H49ZM104 230V231H105ZM140 230H141V228H140ZM150 230H154V232H150ZM160 230V231H159ZM194 230V231H193ZM196 230V231H195ZM56 231H57V233H56ZM62 231H63V233H62ZM67 231V232H66ZM88 231H90L89 229H88ZM96 231H98V232H96ZM126 231V232H127ZM159 231V232H158ZM179 231V232H178ZM47 232V233H46ZM86 232V231H85ZM84 232V233H85ZM101 232H103V229L101 230ZM138 232V233H137ZM158 232V233H160V232H162L161 234H158L157 233V235H156V233ZM194 232V233H193ZM204 232H205V234H204ZM60 234V236H59V234ZM74 233V234H73ZM79 232H77V234H78ZM83 233V234H84ZM87 233V232H86ZM88 233H90V232H88ZM88 233H87V235L86 234H84L83 235V237H85V235L88 237V239H89V236L91 235V234H89L88 235ZM105 234H106V236L107 235H112V233H108V231H106V232H104ZM103 233V234H104ZM125 232H123L122 234V237H121V241H120V243L117 241V238H116V235L115 234H113V235H115V236H113L115 239H112V241H117L118 243V247H115L116 249L117 248H119L120 249V247H119V245L121 244V245H126L125 246V248H126V250H128L127 248H128V246H129V244L127 243V244H125L124 242H131V240H133V239H131L130 237L132 236H130L129 238L128 237H124V234ZM131 233V232H130ZM139 233V234H140ZM155 233V234H154ZM213 233V234H212ZM211 234H212V238H213V255H214V259L215 260H217L219 257H221V256H223L224 254H225V250H226V247H227V239H228V236H227V234L225 233V230L222 232V235H221V232L220 231H217V233H215L214 231L212 232ZM225 233V234H224ZM57 234V235H56ZM70 234V235H71ZM77 234H75V236L77 235ZM121 234V233H120ZM119 234V235H120ZM129 234V233H128ZM128 234H127V236H128ZM132 234V233H131ZM215 234V235H214ZM45 235V236H46ZM69 235V234H68ZM93 235V234H92ZM99 235V237H97ZM111 235H110V237H111ZM134 235H133V237H134ZM156 235V236H155ZM222 236V240L220 239V236ZM78 236V235H77ZM105 236V235H104ZM168 236H170V234L168 235ZM214 236V237H213ZM82 237V233L80 232V236L78 237V238H80V241H82L83 240V242H81L80 243V241H76L75 239H73V238H75L74 236L73 237H71L70 239H68V236H67V240L65 239L66 238V236H65V241L67 242L68 240H70V241H74L73 242V244L71 245L70 244V246H73L74 245V248H75V243H76V246H77V249L75 248V250L77 251L79 248V246H78V244L80 243V244H82V243H86V245H83V247H82V245H80L81 247H80V249L82 248V249H85V247L84 246H86V249H85V251L87 250L88 252L90 251V249H91V251H90V253L92 252H94V257L96 256L98 259H100V261L102 262L103 260H105V259H107L109 256H112L113 257V255L115 256V255H117V251L116 250H114V249H112L113 250V252L115 253V251H116V254H113V252H112V254L113 255H109L108 257L106 256V254H108V253H111V251H110V248L107 250V253H105L104 251L105 250H103L104 249V247H103V253L105 254L104 256H106V258H104V257H102V260H101V258H99L100 256H98L97 255V248H98V246L96 247V245H98V243L96 242V241H94L96 238H95V236H94V238L95 239H93V241H92V236H90L91 237V241L93 242V243H91V241L89 240V243H88V241L87 242H85V239H87V237L86 238H83ZM113 237H111V238H113ZM119 237V236H118ZM141 237V236H140ZM55 238V237H54ZM77 238V239H78ZM107 238V237H106ZM108 238H109V236H108ZM123 238H127L126 240H123ZM135 238V237H134ZM162 238V239H161ZM168 237H166L165 239H167ZM118 239H120V238H118ZM159 239L157 240V242L159 241ZM183 239V238H182ZM181 239V240H182ZM97 240V239H96ZM102 240H101V242H100V244L102 243ZM108 240V239H107ZM109 240H110V238H109ZM108 240V241H109ZM185 240V239H184ZM221 240V241H220ZM52 241H54V240H52ZM58 241H60V243L58 242ZM57 242H58V244H63L62 245V247L65 249V251H64V249H61L62 247L60 246V245H54V243L56 242V240L52 243V247L54 248H52V250L51 251H53V252H55L56 254H55V256H54V254L52 255L53 257H59V255L60 256H63V257H60L64 262L65 261H68V263L67 262H65L66 264H72V262H74V264H82L83 263V260L82 261H80V258L82 257H79V261L77 260H75V258H74V261H72L71 262V260H73L72 259V257H73V255H72V253L73 254H76V252L74 253V252H72L71 250H68V248L70 247V246H66L64 243H65V241H63V239H62V241L64 242H61V240H58ZM70 241H69V243H70ZM104 241V240H103ZM108 241H106L105 240V242H107V243H109ZM122 241H124L123 243H122ZM150 241H152V244H150L151 242ZM153 241H155L154 243H153ZM183 241V240H182ZM182 241H180V242H182ZM186 241V243L185 244H188L189 245V243H187V240H185ZM184 241V242H185ZM95 242L97 243V244H95ZM104 242V243H105ZM147 242H150V243H147ZM183 242V243H184ZM219 242H221V246L219 247L218 246V243ZM250 242V243H249ZM88 243V244H87ZM104 243H102L103 245H104ZM112 243V242H111ZM115 245H116V242L114 243ZM182 244V243H181ZM54 245V246H53ZM67 245H68V242H67ZM93 245V246H92ZM106 245V244H105ZM109 245V244H108ZM128 245V246H127ZM87 246L89 247V249L87 248ZM101 246L102 245H100V247L99 248H101ZM111 246H113V244H111ZM110 246V247H111ZM123 246V247H124ZM56 247V248H55ZM95 247H96V249H95ZM108 247V246H107ZM106 247V248H107ZM59 248V249H58ZM67 248V249H66ZM98 248V249H99ZM113 248V247H112ZM59 250V252H57L58 250ZM71 249V248H70ZM78 250V251H80V253L82 252L83 254L82 255H88V254H90V253H88V252H83V250L81 251V250ZM118 249V250H119ZM124 249V248H123ZM123 249L122 250H120V251H123ZM188 249V252H190V248H187ZM186 249V250H187ZM55 250H57V251H55ZM67 250V251H66ZM100 251V250H99ZM125 251V250H124ZM61 252L62 253H65V255H63V254H61ZM67 252H68V254H67ZM69 252H71V254L69 253ZM126 252V251H125ZM186 253L187 255H189V253ZM252 252V253H251ZM57 253H59V255L58 256H56L57 255ZM80 253H78L77 252V254H78V256H80L79 254ZM88 253V254H87ZM91 253V254H92ZM99 253V252H98ZM102 253V251L100 252V254ZM102 253V254H103ZM121 253V252H120ZM119 252H118V255L119 256H121V254H120ZM251 254V257H250V254ZM125 253H123V255H124ZM70 255V256H69ZM64 256H65V258H64ZM67 256V257H66ZM83 256V257H84ZM89 256V255H88ZM91 256V255H90ZM119 256H116V257H119ZM70 257H71V260H67V259H70ZM82 257V258H83ZM92 258V257H90V259L92 258V259H94V261H92V264H97V262H98V264H101V262L99 263V260H95V259H97L96 257L95 258ZM114 258V259H116V260H113V261H111V262H120V260H118L117 261V259L118 258ZM124 257V256H123ZM154 257H156V256H154ZM85 259H86V257H84ZM110 259H113V258H111V257H109ZM121 258H122V256H121ZM252 259V260H249V259ZM65 259V260H64ZM87 259H89V258H87ZM90 259H89V261H90ZM120 259V258H119ZM124 259V258H123ZM55 259L54 258H52V261H54ZM58 260V259H57ZM188 260H189V257H188ZM248 260V261H247ZM61 261V260H60ZM85 261H87V260H84V264H85ZM89 261H87V262H89ZM105 261H108V259L107 260H105ZM103 262L104 264H106V262ZM110 261V260H109ZM125 261V260H124ZM190 261V260H189ZM189 261H188V264H189ZM249 261L251 262V261H253V262H251V263H249ZM255 261V262H254ZM71 262V263H70ZM77 262V263H76ZM81 262V263H80ZM95 262V263H94ZM114 262V263H115ZM121 262H123L122 260H121ZM120 262V263H121ZM128 261L126 260V262L125 263H127ZM52 264H56V263H62V261L61 262H57V261H55V263L54 262H51ZM113 263V264H114ZM124 263V262H123ZM122 263V264H123ZM124 263V264H125ZM88 264H90V262L88 263ZM108 264H110V262H108ZM115 264H117V263H115ZM127 264H129V262L127 263ZM191 264V263H190Z\"/></svg>",
  "mask_w": 264,
  "mask_h": 264
},
{
  "label": "crops",
  "instance_id": "obj_3",
  "mask_svg": "<svg viewBox=\"0 0 264 264\" xmlns=\"http://www.w3.org/2000/svg\"><path fill=\"white\" fill-rule=\"evenodd\" d=\"M244 1V2H243ZM245 1L246 0H239V2H237L236 3V0H235V3H234V13H235V15H234V18H239V16H238V14H239V11H240V13H242V14H244V15H246V13H248L249 11H250V9L253 11L254 10V12H257V11H259L260 12V17L261 16H263L264 17V0H255L254 2H253V4H255V3H260L261 4V6H260V8H257L256 6H254L253 8H252V5H251V7H248V3L247 4H245ZM197 2H199L200 4H197ZM249 2V1H248ZM196 3V4H195ZM194 4L196 5V7L197 6H199L200 8H207L208 9V7H212V1H210V0H196V2H195ZM179 15V14H178ZM242 18V17H241ZM240 18V19H241ZM253 18V17H252ZM189 22H191V21H189ZM197 27H198V24H197ZM240 27V26H239ZM245 32H243L242 31V33H240V41H239V44L241 45V46H247L248 48H250V47H252L253 46V39H255V41L257 40H261L262 41V36H261V31H260V34H258V35H255V34H252V35H250V34H244ZM243 51L244 50H242L241 51V53H243ZM251 52V51H250ZM262 60H261V62H264V56H263V58H261ZM236 60H238V62H237V66L235 67V69L233 70V72H235L236 74H238V75H242V76H244V74H245V70H246V68L248 67V66H251V67H254L255 69H256V71H257V73L258 72H260V65H259V62L258 61H256V62H254V60H252V57H249V55L248 56H244V55H239L237 58H236ZM251 77V76H250ZM244 81H246L245 79H244ZM232 89V88H231ZM233 90V89H232Z\"/></svg>",
  "mask_w": 264,
  "mask_h": 264
}]
</instances>
